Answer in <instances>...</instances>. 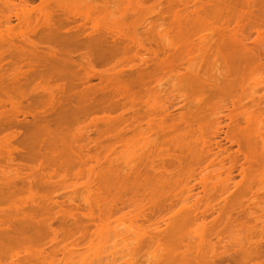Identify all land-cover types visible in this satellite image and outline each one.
Returning a JSON list of instances; mask_svg holds the SVG:
<instances>
[{"label": "bare ground", "instance_id": "obj_1", "mask_svg": "<svg viewBox=\"0 0 264 264\" xmlns=\"http://www.w3.org/2000/svg\"><path fill=\"white\" fill-rule=\"evenodd\" d=\"M35 1L36 0H18L17 2H15L14 0H0V105H2L3 102H4L3 104L9 105L11 107V110H12L11 115H13V114H15L16 111L19 110V108L21 106V104H20L21 99L25 98L26 95H28V94H26V92L28 90L29 91L32 90L30 88H33V90H34L33 92H36V94L39 92L42 93L43 95H40V94L39 95L42 96L44 99L47 96L46 99H49L47 102L51 105L52 104L56 105V108L54 107V109H56L58 111V113H57L58 116H56L58 118V119L56 118V120H58V121L56 123L53 122L56 124V126H55L56 129L51 130L48 128L49 127L48 125L52 122V119H55V118H51V117H50L51 121H50V118L48 120H45L47 122L50 121L47 125L48 126L47 128L49 131L50 130L53 132L56 131L54 133L50 132L53 135L54 134L59 135L60 132L63 133L62 135L60 134L59 136H62L63 139L62 138L61 139L64 141V143L62 142V144L60 145V148H58V147L56 148V146L58 144L57 140H54V138L56 136L53 138V140H54L53 142L51 141L52 139L50 140V142H52V143L47 144V145H49L48 149L54 150V148H55L56 152L53 153L52 151L49 150L51 152V155H50L51 157L48 154H46V155L49 157H46V155L44 157L42 155L44 158L41 159V161H44L43 163L46 164V167H42V168L43 169L47 168V169L42 170L40 172H37V170H34L35 169L34 167L31 168L32 167L31 165H33L34 163L36 164L39 161V159L36 157V153L34 152L35 150H33V149L31 150V152L28 156L22 157V160L27 163V164H24V166L21 165L25 168L26 173H24V172L22 173L23 170H20L21 167L19 168L17 166L18 169H16L17 167L16 168L13 167V166H16V164L13 165V163L15 162V159L13 158V156L11 154L8 155L10 157H7L10 160L6 159L9 163H11L13 161L12 164H9L8 168L6 167L4 169V167H3V166H6L8 164L2 166L3 163L7 162L6 160H5L6 162L2 161L3 162L2 164L0 163V264H86L87 262H86V256L85 255L87 252L93 253L94 260H95L94 264H116V263L117 264H133L134 258H136L135 263L140 264L137 262L138 257H136V256L139 253L137 252L138 254L137 255L135 254L136 249L139 248L140 245L141 246L143 245L141 243V239L144 237V235L150 234V233H148V231H150V232H152V231L146 230L147 233L145 231H143V229L137 225L138 221L135 224L130 220V218L132 216H130V218H129L130 222H132L130 225H129L130 222L127 223V221L125 222V219L121 220L122 218L120 219V218L115 217L114 219H118V220H114V219H113L114 221L111 220L112 210H110V209H112V208L109 206H112L115 203V201H114V198H116V197H114L115 194H117L120 190H122V189H120L118 192H116L114 190V184L115 183L119 184L118 182H115V180H116V178H114L115 172L113 173L112 169L107 170L109 167L108 166L106 171L108 173L109 172L110 173L109 174H103V172L106 173V171H104L105 165H104L103 169L102 168L99 169L100 165H102L100 159L98 160L97 157H96V159L93 157L90 158L89 155L84 156L85 153H84V155L82 153L79 156L78 155L79 152H78V154H76V153L72 154L70 152V148H71L70 144H73V143H70V141H72V140H70V137L73 134L75 135V133L71 134L73 132L72 128L76 125L84 123L85 120L91 116H93V117H91L92 118L91 121L93 122V118L95 117L96 113H98V112L99 113L100 112L105 113V117H104L105 119L103 118V120L106 123L109 124V122H107V121L112 122V120L114 122V119L107 120V118L109 119V117L111 115L109 113H112V112H114L120 108V106L118 105L120 100H117V98L119 96L127 95V99H130L132 97L131 94L133 95L131 90L132 89L134 90L136 88L135 86H139V88H141L140 85L142 87H145L147 85V80L149 78L152 80V76L156 78V82L159 81L160 78L163 79V77H160V78L158 77V80H157L156 76H157L158 72L160 73V71L163 72V70H164V72H165V70L167 71V69H168V71H169V69H170L169 72H171V70H172V72H171L172 74H175L177 72L180 75L181 74L180 72H182L180 70V68H182V65H184L187 62L186 61L187 57L185 58V56H188L190 61L187 62L185 64V66H183L184 68H182V69H184V72H182V73L185 74V80H184V75L183 76L181 75L183 77L182 80L185 81V82L184 81H182V82H184V84H186V82H188V80H190V82H191L192 79L196 78L195 79L196 81H198V80L200 81V79H201V82H202L204 79L205 82L211 83L210 81L213 79H211L212 75H211L210 70H206L204 72V70H205L204 67H207V65L205 64L206 66H203L204 65L203 62L206 61V58L208 59L209 55L208 56L205 55V57H203L205 54V52H202L203 48L201 49V53H200V51L198 54H197L198 51L196 53L194 52L196 54V56L198 55L197 56L198 59H201V60H198V59L196 60L195 59L196 56L193 58H190L189 55H191L192 53L190 54L189 52H187V55H185L186 54L185 49L188 48V46H189L188 42H190L189 40L191 38L188 36L189 37V39H188V37L184 38V36H182V33L186 34V32H187L185 30V28H183V27L186 26L187 23L189 25V22L193 21L192 18L195 19V15L198 18L199 12H196V10H195V12L197 13V14H195L193 12L194 11L193 10L192 12L195 14V15H193L194 17H192V16L190 17V15L188 16L185 13L187 15V19H188V17H189V19L191 18V20L188 19L189 21L186 22L185 21L186 17L184 16L185 14L183 15L184 12H182V10H180V9H177L178 7H175L176 8L175 9L173 7L174 5L170 4V5H168L169 8L167 7L168 9L166 8V10L163 12V14L159 13L160 18L158 17L159 18L158 21L159 20L160 21L159 22L157 21L158 23H155V24H157L156 26L154 24L150 23L151 20L150 21L148 20V22L150 24H152L151 26L149 25L150 26L149 31L154 32L158 36L157 37L155 35L156 38H158V39L160 38L159 40H161L163 42L162 43L163 46L160 44L162 46L160 48H162L164 50V48L167 47L166 48L167 53L163 52L161 49V51L163 52V54H161V52L159 51L160 48H159V50L157 49L159 51L158 52L157 50H155V51L152 50L154 47L152 49L149 48L150 50H148L147 47L150 44L149 45L146 44L147 45L146 48L144 46L145 41L147 42L149 38H152L151 35H153L152 33L148 34L149 32H148L147 27L144 29L141 28L143 25L144 26L146 25V24L142 23L143 17L146 16V14L149 15L151 12V11L149 12L148 9H146L147 11H145V12L143 11V9L145 7L144 4H145L146 0L143 4L142 8H141V6H142L141 3H143V2H141L140 0H38L39 2L38 1L37 2L39 4L37 5L35 3V6H33L34 5L33 3ZM148 1H151V0H148ZM178 1H180V0H178ZM224 2H226V4H225L226 17L221 15V14H218L220 8H218L219 9V10H217L218 12L217 11H215V13L208 12L209 14L205 13V12H207V9H206V11L204 12L205 15L201 16V14H200V17H202V20H200L201 18L199 17L200 18L199 20L195 19V20H197L196 23L194 21L192 23H193V25H196L199 21H201L200 22L201 24L200 23L198 24L199 26H197V25L194 26L196 28V30L194 29L196 31V36L201 37L200 35H197V31L199 33V31L202 30L203 27H205V26L207 27V24L212 22V20H215V21L217 20L219 22L222 19V18L221 19L219 18L220 16L221 17L223 16L224 19L226 18V31H225V34H223V35H226V42L224 41V39H222L226 43L225 44L226 46H224V48L226 47V50L223 51V53H222L221 51L219 52V50H221V48L218 49L216 47V51L218 50L217 52H219V55L221 53L222 56L221 55L220 56L222 58L220 57V59H222V61L224 60V62H226V64H225V66H226V71H225L226 76L225 77L226 78H224L226 80V97L228 98L229 104L231 105V108H227L229 110V114L226 115V119H228L230 124H231V125L229 123L227 124L229 126H228V132L226 133V141L230 144V146L236 145L238 147V150L236 151L235 154L229 155L231 153H228L229 160H231L230 161L231 166L228 167L227 168L228 171H226L227 172V180H226L227 188L226 189L228 190V186L230 185V184L228 185V183H230V180L231 181L234 180L231 178L232 177V171L234 170L235 166L239 162L238 160L240 158L239 157L240 155L243 156V160H244L243 164H241L242 166H240L241 170L239 171L241 181L237 182L236 184L231 182V184H235V187L237 188V192L234 191L235 188L233 186V189H232L233 191H231V192H233V194H231V193H229L231 188H229L228 193L230 195H228V196H231V197L227 198L226 207L223 209V213L226 211L225 212L226 214H223L225 216V219H226L225 221H221V220H224L223 215H221L222 219L220 218V221H219L218 216H220V215H219V213H217L218 214L217 217L213 216V217H215L214 219H212L214 221L210 220L208 222L207 221V216H208L207 211L204 210V211H201L202 213L199 212V208H201L200 206L197 209L198 211L193 208L196 205H199L196 201L195 202L197 204L194 203L195 206L191 207L194 209L193 214L195 213V211L200 213L201 215H203L204 219L206 218V221L201 219L202 217L199 219V217L201 216L200 214H199L200 216L198 214L197 215L195 214L196 215L195 219L193 217L191 218V217H189L190 214L188 215V213L186 212L188 210V208H190V207H188L190 205H188V206L186 205L187 207L182 205L183 207L181 209L182 210L185 209V212H186L184 214V216L182 215V213H183L182 212L181 213L182 216L178 217V219H175L178 216L177 214H180V213H177L176 214L177 216H175V214H174L175 218L174 219L171 218V219L175 220L174 221L175 223L173 222V226L170 227L171 229H168L169 227L166 228V232L163 234L164 238L161 242V245H158V247H156V248L154 247L155 249L154 248L152 249V247H150L153 250V252L150 251L152 253L149 252V256L152 259H149L148 258L149 256L147 257V259L153 260L152 264L154 263V261L156 264V260L158 262V259H162V258H163L162 264H259V263L264 264L263 259H262L263 260L262 262L260 261L261 257H263L262 251L264 249L263 248L264 247L263 246L264 245V205H263L264 202H263V204L260 202H259V204H256V205L254 204V206H252L254 208L252 209L251 206L250 207L249 206L247 207V205L244 206V204L240 203V201H239L240 198H245L248 194H252V195H255L256 197H258L259 191L264 189V187H262V186L259 187L258 190H253L251 188V185L253 182H256V183L260 182L264 186V152L261 150V153L263 152L261 154L262 156H259L257 154L258 150H259L258 146H260L259 148H262L264 150V130H263V128H264V93H262V95L257 97V95H258L257 90L259 88H262V89L264 88V28H263V26H264V0H225ZM150 3L152 4L154 2L152 1ZM140 4H141V6H140ZM154 4H152V5H154ZM160 4H161V2H160ZM204 4H205V2H204ZM136 5L138 8L135 7ZM165 5H163V6H165ZM151 6L148 5V7H151ZM148 7L146 6V8H148ZM158 7H156V8H158ZM161 7H162V5H161ZM185 8H186V6H185ZM193 8L196 9V6H194ZM53 9L55 10V12L61 10L60 13H62V15L60 14L61 16H59L58 19L53 18V12H54ZM57 9H59V10H57ZM153 9L156 10L155 8H153ZM163 9H165V8L163 7ZM197 9H199V8H197ZM200 9H202V8H200ZM154 10L152 11V13L154 12ZM186 10H187V8H186ZM141 11H143V13H145L144 16H142L143 14H141ZM161 11L162 10H160L159 12H161ZM197 11H201V10H197ZM147 12H149V13H147ZM200 13L203 14V12H200ZM69 14L79 15L80 19L85 21V22H82V27L79 28L81 23L79 22V24H78L75 22V20H73L75 25L78 24L79 27H77V25H76V27L78 29H80V31H77L78 29H76V27H73L74 23L71 22L72 23L71 26L73 28L71 30H74V29L76 30V31H71L72 36H71V34H70V36L72 38H70V36L67 35L66 33L61 34L59 32V34L57 35L58 30H60L59 27L62 28L65 26V24H67V26H68V24H71L70 22L67 23V18L65 16V15H67V17H69V19H70ZM181 14L184 16L182 19H184V21L186 22V23L184 22L185 24L181 20V16H182ZM156 17H157V15H156ZM203 17H205L206 19L209 18L208 20H211L210 18H212V20L210 22H207L208 20L206 21L205 18L203 19ZM215 18H217V19H215ZM55 19L58 20L57 23L55 22L56 21ZM224 19H223V22L221 21L222 23H224ZM13 20L17 21L16 25L12 24ZM156 20H157V18H156ZM203 20L206 23L202 27L201 25L203 24V22H202ZM144 22L146 23L147 21H144ZM160 22L163 25H160ZM192 23H190L191 26H193ZM212 23H214V22H212ZM139 24H140V26H138ZM165 24L168 25L169 29H166L167 27L166 28L164 27ZM171 24H173L174 26H172ZM86 25L88 27H91V28H89V29H91L90 33L94 32V34L96 33L95 35H98V36L95 37V35H94V38H93V36L92 37L89 36L90 38L87 37V38H89V41L87 38L85 39L88 42L83 41V42H81L82 44L80 43L81 45L76 44L79 42L78 39L81 36V34L83 33L82 32L83 26L85 28ZM222 25H220V28ZM200 26L202 28H200ZM209 26L211 27V25L208 24V27ZM231 26H233V27H231ZM54 27L57 28V32L54 31L55 30ZM68 27H70V25ZM68 27L65 26L63 28L64 30L62 29L61 32H63V31L65 32V28H68ZM162 27H164V29ZM172 27H175L174 29L176 31L171 30ZM206 27H205V30L207 29ZM212 27H213V25H212ZM39 28H42V30L44 31V32H42L43 34L42 33H40L41 35L39 34L40 36L37 35ZM191 28H192L191 29L192 31H190V33L191 32L193 33V27H191ZM198 28H200V29H198ZM213 28L215 29V24H214ZM217 28L215 30H217ZM87 29L88 28H86V30ZM89 29L87 30V32H89ZM137 29H138V31H137ZM145 29H147V31ZM222 29H223V27H222ZM140 30L146 31V33H145L146 35L143 34L144 33L143 31H142L143 33H140L141 32ZM169 30H171L170 33H172V34L169 33ZM220 30H218V31H220ZM103 31H104V33H100ZM207 31L211 32L209 30V28ZM74 32H75V34H74ZM77 32H78V34L79 33L80 34L78 35ZM98 32L100 34H98ZM200 32H202V31H200ZM209 32H208V34H209ZM138 33H140L139 36L140 35L142 36V34L144 37L146 36L145 37L146 40L144 37H143L144 39L141 36L138 37V35H137ZM175 33L178 36H176V38L174 36L173 37L174 39H172L171 36L173 34L176 35ZM179 33H181V34L179 35ZM187 33L188 34H186V35H189V32H187ZM203 33L205 34V31H203ZM218 33L219 34L217 36H220L222 32L221 33L218 32ZM253 33L257 34L256 35L257 37L255 36L254 40L251 39V36ZM54 34L56 36H58L57 39H55L57 41L54 40V38H56ZM60 34L62 35V37L64 36L65 39H66V37L67 38L69 37V40H70V46L69 47L70 48H71V44L73 42L74 43L76 42L75 45H74V43L72 44L73 49H75L78 45L79 46L77 48H79L85 43L83 46H85V49L88 52L87 53L88 57L86 56L87 58H85V55H83V57H82V54L81 55L79 54L82 57V60H84L83 64L86 65L85 67L83 66V69L86 68L84 71V72H86V75H84V76H86V81H85V79L83 80L82 78H80L83 80L81 82V80L78 78L82 84H83V82H86L84 84L87 86V84L89 83V80L92 79L93 74L95 76H97L96 66H104V68H106L105 67L106 65L107 66H108V64L110 65L111 62L116 59L118 62H116L114 65L112 64V66H113L112 70L110 69V72L112 73V71H113L112 74H114V75H111L109 72V67L111 66L110 65L107 68L109 75L106 76L105 78H104V76L101 75V78L102 77L104 78L105 84L103 83V78L101 80L100 77H96V78H99L101 80V86L102 87H100L99 89L97 87L96 88H90V87L87 88L86 87L84 90L82 89L83 91L81 93L76 94L77 93V90H76L77 87H79V85H82V84L77 83L79 81V80H77L76 84L74 82L69 83V86L67 87V90H66V91H68V94L66 92V94H65L66 96L62 95L63 94L62 87L60 89L61 91L59 90L60 92H58L57 94H54L55 91H52V90L55 87L50 88V87H52V86H50L51 80L53 78L58 79V80L55 79L54 80L55 82L59 81V80H63V79L65 80L64 77L67 76L66 74L64 75V71L66 73L65 69L69 68V69H67L69 71L68 73H73L75 75L74 72L76 70H78L80 65H81V64L79 65V63H80L79 58H81L80 56H79L78 60H76V58H75L74 59L75 61H73V62L70 61V60H73L72 59L73 57H71V55L74 56V54H76L73 52L75 50L72 51V49H71V51L74 54H70L71 51H67L69 44H67V47H66V43H69V42H68V40H65L64 38H61ZM92 34L93 33H91V35ZM83 35H85V34L83 33ZM148 35H149V38H147ZM168 35H170V36H168ZM205 35L208 36L207 34H205ZM205 35H202L201 41H199V40L198 41L202 43V40L204 39L203 36H205ZM211 35H214L213 29H212ZM37 36H38V38H37ZM76 36L78 37V39ZM83 37L85 38L86 35ZM177 37H179V40L185 39L183 41L185 42L186 47H185V44L183 43L182 40H180V42H181L180 44L183 43L182 47L180 44H179V47H177V44L179 43V40H178V43L175 42V39H178ZM191 37L195 39V37H193V35H191ZM73 38H75V39H73ZM153 38H155V37L153 36ZM208 38H209V36H208ZM208 38H207V40H208ZM71 39H72V42H71ZM81 39H79V40H81ZM140 39H143L145 41H142ZM186 39H188V40H186ZM207 40L204 39V41H203V44L208 46V47L207 46L204 47V49L209 48V46H211V44L210 45H208V44L213 42L210 40L211 42L208 41L209 43L208 42L205 43V41H207ZM213 40H215V38ZM219 40H217V41H219ZM54 42H56V43H54ZM57 43H59V44H57ZM159 43H161V42L159 41ZM192 43H194V42H192ZM215 43L213 45H215ZM217 43H216V45H217ZM112 44H114V45H112ZM196 44H199V43L196 41L194 46H196ZM56 45H58V46H56ZM83 46L81 47L82 49L84 48ZM201 46H203V45H201ZM57 47H59V49L61 48V50L56 49ZM199 47H200V45H199ZM81 48H80V50H81ZM179 48H181V51ZM190 48L191 47H189V49ZM194 48L196 49L197 46ZM80 50H78V51H80ZM139 50H144L145 52L148 53V55L149 54L151 55V53H152L153 55H151V56L152 57L154 56L153 58H156V59L160 58L162 60H163V58L165 59V56H167L168 53L171 52V54L168 55L169 58L166 57V62H165V60H163L165 63L163 61H162V63L158 61L157 63H159V64H157V63L153 62V61H155V59L154 60L152 59L153 60L152 61L150 57L146 56L147 53L142 51L145 55L142 53L139 54L140 53V52H138ZM192 50H189V51H192ZM212 50H213V48H212ZM81 51L84 52L83 50H81ZM207 51L208 52L206 54H210V57H211L212 51L211 50L210 51L207 50ZM224 52H226V54H224ZM183 53H184V58L182 56ZM67 54H68L69 58L71 57L70 59L68 58ZM180 54H181V56H180ZM199 54H201L202 56H200ZM129 55L131 56V58ZM142 55H144L145 57H143ZM161 55H162V57H160ZM216 57H217V59H219L218 55H216ZM133 58H136L137 60L139 59V64L141 65V68L143 67L142 65H144L145 67H147V65H148L149 68L143 67L144 69L148 70V73H145L147 71L142 70V69H141L142 70L141 71L139 68L140 66H138V67L136 66L138 63L135 66H132V64H130V67L132 66L131 69H133V70H132V72H131V70L128 71L129 73L131 72V74L127 73L126 72L127 69H130V67L128 68L127 64L130 61L129 59H133ZM143 58H145V59H143ZM181 58H182V60H180ZM178 59L181 63L182 62H185V63H182L181 66H177L179 68V70L177 71V68L175 69V66L178 64L179 65L181 64L180 62L178 63ZM220 59L218 60V62L220 61ZM149 60L151 61L152 64H154V66L151 65L154 68H151V66L149 65V62H150ZM203 60H205V61H203ZM208 60H210V59H208ZM5 61H7V64L5 63ZM68 61H70V64H68L69 63ZM167 61H170V62L168 63ZM197 61H198V64L201 63V61H202L203 64L201 63L202 65H200V66L198 65V66L200 68L202 67L201 70L203 69L204 74H206V72H209L210 73L209 75H211V76L207 75L208 73L206 75H204V74H202L203 72H199L198 71V70H200V69H198L199 67L197 68L198 72L196 70H194L197 67L196 66ZM211 61H212V59H211ZM71 62L75 63V66L77 65V67H73V64L71 66ZM4 63L6 66H4ZM76 63H78V64H76ZM155 64L159 65V66H156L157 67L156 68ZM160 64H162V65H160ZM209 64H210V62L208 63V67H209ZM163 65H165L166 67H164ZM169 65H171V67ZM194 65H195V67H194ZM220 65H221V63H220ZM220 65H218V66H220ZM160 66H161V68H160ZM168 66H169V68H168ZM133 67L134 68L137 67L136 69H138V68L139 69L134 70ZM216 67H217V65H216ZM73 68H74V70L76 68H78V69H76L74 71ZM158 68H160V69H158ZM162 68H165V69H162ZM171 68H174L176 72ZM222 68H224V67H222ZM206 69H208V68H206ZM55 70L60 72V73H56V75L57 74L61 75V76H59V75L57 76L59 78H57L55 76V73H54ZM79 70L80 71L82 70V65H81ZM86 70L89 72H87ZM211 70H213V68ZM168 71L166 73H167L168 77H170L171 74H169ZM216 71H218V70L216 69ZM78 72L79 71H77V74H78ZM108 72H107V74H108ZM154 72H155V75H154ZM162 72H161V74H163V76H165L166 73L164 74V72L163 73ZM51 73H54V76H52ZM177 73H176V75H177ZM73 74H71L70 80L72 79ZM187 74H189L192 77L190 78V76ZM98 75L100 76V74H98ZM148 75H150V77ZM167 75H166V77H167ZM198 75L201 77L203 76V77L198 78ZM50 76L53 78H51ZM84 76H83V78H84ZM95 76H94V78H95ZM146 76H148V79L146 78ZM204 76H206V77L204 78ZM208 76L211 79L210 81H209ZM215 76H213V77H215ZM221 76H222V73H221ZM178 77H177V80H178ZM206 78H207V80H205ZM150 79L148 80L149 82H150ZM171 79L173 81H175L173 79V77ZM179 79H181V78H179ZM224 79H222V80L225 81ZM214 80L218 81L215 78H214ZM222 80H220V81H222ZM66 81H67V79H66ZM68 81H69V78H68ZM161 81L157 82V84H160ZM178 81H177V83H178ZM192 81H194V80H192ZM179 82L181 83V81H179ZM190 82H189V84H190ZM201 82H198V83L194 82L195 85H193V82H191V83L193 86H196V84H199ZM177 83H175V84H177ZM204 83L202 85H199V88L202 90L208 89V88H206L207 83L205 84L206 87L201 88V86H203ZM89 84H88V86H89ZM213 84H215V82ZM76 85H78V86H76ZM192 85H191V87H193ZM177 86H179V85L177 84ZM187 86H186V88H187ZM211 86H213V85H211ZM173 87H176V86L174 85ZM184 87L185 86H183V88ZM191 87L189 88V91H190ZM101 91H102V93L103 92L104 93L103 94L101 93L99 97H97L98 95L95 96L96 94H98ZM263 91H264V89H263ZM64 92H65V88H64ZM205 92H203V94ZM191 93H193V92H191ZM219 93H221V92H219ZM128 94H130V98H129ZM193 94H197V93H193ZM1 95L4 96L3 98H5V99H2ZM39 95H37V96H39ZM58 96H60V98L62 97L61 101H59L60 98L57 99ZM125 97H124V99H125ZM255 97H257L256 100H255ZM55 98L57 99V102L55 101ZM214 100L215 99H213V101ZM51 101H53L54 103ZM201 101L199 103H201ZM246 101L247 102L249 101L248 104L251 105V106H249L250 110L246 109V106H245ZM39 102H40V100H39ZM115 102L118 106L115 104ZM40 103H42V99H41ZM154 103H156V102H154ZM105 104L107 107H105ZM2 106H4V105H2ZM152 109H154V107H152ZM155 111H156V109L153 112H155ZM196 112H198V111H196ZM55 115H56V112H55ZM55 115H52V116H55ZM9 117L11 118V116H9ZM12 117H14V115ZM43 117H41V118H43ZM111 117H110V119H111ZM2 118L0 119V121H3V123H4V119L2 120ZM91 118H89V119H91ZM96 118L94 120H96ZM43 119H45V118H43ZM183 119H185V122L188 123L187 118H183ZM191 119H189V120H191ZM240 119L243 120L244 127L240 125ZM37 120H38V118H37ZM40 120H42V119H40ZM40 120H38V121H40ZM97 120H100V122H102L101 118H99ZM104 121L102 122L103 125H105ZM95 122L92 123L93 126L95 125ZM10 123L7 125H10ZM43 123H44V121H43ZM88 123H90V122H88ZM148 124H147L148 128L145 130V132L140 131L139 133H137L134 136V146H131V147L128 146L129 148L126 146L127 150H126V152L124 150V152H125L123 154L124 157L121 156L122 153L119 152L122 159L126 160L125 163L127 164V167L130 168V166H131V168L129 170H133L132 168L135 169V166H137L138 163H142L145 160V158L148 157L149 153H151V149H149V145L154 142V140H155L154 137L156 135H154V137H153L154 140L150 137V132L153 133L152 132L153 127H152V124H150V123H148ZM112 125H113V123H112ZM161 125H162V128L165 129L164 128L165 124L164 125L161 124ZM1 126H3V125H1ZM155 126H157V125H155ZM113 127H111V128H113ZM178 127L181 129L180 132L182 131V133L184 135L186 130L183 131L182 127H180V126H178ZM178 127L173 129V130H177V129L179 130ZM111 128H110V130H111ZM79 129H81V127ZM83 129H81V130H83ZM158 129H160V126L157 127L156 130H158ZM67 131L69 133V136H68V133H66ZM78 131L79 130H77V132L75 131L76 133H78L77 136L80 135L79 134L80 131L79 132ZM160 131H161V129H160ZM163 131H161L162 134H164ZM86 132H87V130H86ZM158 132H159V130H158ZM158 132H157V134H158ZM180 132H178V133H180ZM64 133H66L67 135ZM82 133H83V131H82ZM154 133H156V132H154ZM187 133L190 135L189 132H187ZM70 134H71V136H70ZM65 135L67 137H69L68 142L70 144L66 141L68 139L65 137ZM77 136L75 135L74 138L78 139L77 143L79 144L80 143L79 138H81V137L78 138ZM156 137H158V136H156ZM168 138H170V137L168 136ZM183 138H184V136H183ZM195 138H196V136H195ZM61 139H59L58 142H60ZM64 139H66V140H64ZM190 139H191V137H190ZM190 139H187V140H190ZM82 140L83 139H81V141ZM193 140L194 139H192V142H193ZM9 141H11V140H9ZM55 141H56V144H54ZM4 142L6 143V141H4ZM168 142H169V140H168ZM188 142H187V144H188ZM5 143H3V145H6ZM66 143H68V145ZM171 143H173V141L170 142V144ZM166 144H168L167 141H166ZM166 144H165V147L167 146ZM187 144H186V146H187ZM54 145H55V147H53ZM189 145H192V144H189ZM198 146H199V144L198 145L195 144L196 149ZM2 147L3 146L1 145V148ZM150 147H151V145H150ZM161 147H164V146L162 145ZM195 147H194V150H196ZM137 148L139 149V151ZM10 149H11V147H10ZM71 149H73V148H71ZM74 149H75V147H74ZM78 149H81V148L80 147L77 148L74 152H77ZM152 150H154V149H152ZM188 150H189V148H188ZM188 150L186 151L187 154H188ZM190 150H189V152H190ZM194 150L193 149L191 150L193 152H192V154L190 153V155L194 156ZM140 151L141 152L143 151V152L140 153V155H139L138 152H140ZM227 151H228V149H227ZM5 152H7V151H5ZM195 152L198 153L199 150H198V152L197 151H195ZM5 154L6 153H4L3 155H5ZM8 154H9V152H8ZM87 154H89V153H87ZM146 154H148V155H146ZM11 156H12V159H11ZM42 156H40V157H42ZM116 156H119V154ZM153 156H155V155H153ZM182 156H185V155H184V153L182 154V152H181L180 157H182ZM195 156H196V154H195ZM198 156H196V158ZM186 157H183L184 161H182L183 158L179 160V162L181 163V166H180L181 169H182V167L183 168L185 167L184 163L191 160V159L187 160ZM4 159L5 158H3V160ZM150 159H152V158L150 157ZM153 159H154V157H153ZM185 159H186V161H185ZM108 160L109 159H107V161ZM115 160L117 161L118 158ZM194 160H195V158H194ZM112 161H114V160H112ZM193 161L191 160L190 162H192V164H194V166H195V164H197V162L194 163ZM111 162H110V164H111ZM190 162H188V164ZM40 164H41V162H40ZM45 164H44V166H45ZM90 164L91 165L93 164V165L91 166ZM124 164H123V166H124ZM157 165H158V163L156 164V166ZM96 166L97 167L99 166L96 170L97 172L94 169ZM110 166H112V168L117 167L116 165L113 166L112 164ZM190 166H192V165H190ZM23 167H22V169H23ZM144 167H147V166H144ZM150 167H152V169L148 168V171H149V169L153 170V168L155 170H153V174L149 172L150 173L149 177H147L145 174L148 171L143 173L142 170H138V171H136L135 174H133V175H135V179H136V182L133 181L135 183V186H133V187H135V189L132 190V188H131V190L134 193V194L132 193L133 195L138 194L137 191L139 190V187H140L139 185L148 186V188L146 187V190H148L151 186L149 184L151 182H155V184L153 183L154 185L151 183L153 185L152 186L153 189L150 188V189H152L151 190L152 192L149 189L151 196L149 195L150 193H148V195H149L148 197H151V199H153L152 196H154V195H156V197L161 196V194H159V192H158L159 191L158 187L162 185L161 186L162 189L161 188L160 189L163 190V187H164L163 184L164 183L166 184V182H165L166 181L165 180L166 179V173H165V175H163V173H162L163 168L160 165L158 166V168L156 167L157 169L155 167H153V164H151ZM188 167H187V170L185 168V171L190 170ZM13 168H14V170H13ZM38 168L40 169L39 166H38ZM109 168H111V167H109ZM93 169H94L95 173H93ZM117 169H119V168H117ZM123 169H124L123 175L127 174V173H125V168H123ZM126 170H127V168H126ZM144 170H145V168H144ZM146 170H147V168H146ZM19 171H21V173ZM98 171H100L102 173L101 176H100L101 173H99ZM114 171H117V170L114 169ZM121 171L120 172L118 171L120 173V175L122 173ZM163 171H165V170L163 169ZM133 172H135V171H133ZM167 173H168V171H167ZM170 173H169V175H170ZM177 173L178 172H175L174 175L175 174L177 175ZM199 174L201 175L202 173H199ZM116 175L118 176L117 173H116ZM206 175H208V174H206ZM96 176L97 177L99 176L101 178L103 186H101L102 184L97 186V184L100 183V180H99L100 178L98 177L99 178L98 180L94 179V177L97 178ZM181 176H182V174H181ZM201 176H204V175L202 174ZM127 177H130V174L128 176L126 175V178ZM145 177H147V179L152 177L149 180L151 182H149L148 185H147L148 180L145 179ZM167 177H168V175H167ZM176 177H174V178H176ZM207 177L209 178V176H207ZM215 177L218 178V175ZM121 178H122V176H121ZM123 178L121 180H123L122 182H124L123 183L124 185H126L125 183H128V185H129V183H131V181L126 182L127 180L124 176H123ZM169 178H171V177L169 176ZM177 178H179V177H177ZM205 178H206V176H204L202 178H198L201 181V182L199 181L200 182L199 184L201 185V187H204V188H206L204 185L206 184V182H208V180H207L208 178L206 180H205ZM84 179H85V182H83ZM130 179L135 180L132 177H130L128 180H130ZM87 180H88V182H86ZM95 180L99 181V182H96ZM167 180H169V179H167ZM172 180H174V179L171 178V181ZM176 180H175V182H176ZM183 180H185V179H183ZM141 181H144L145 185L142 184L144 182H142L140 184ZM113 182H115V183L113 184ZM210 182H212V180ZM94 183H96V186L94 185L92 187V185ZM134 183L130 184L128 187H131V185H134ZM177 183H179V181ZM172 184H171V188H174V187H172ZM195 184H196V182H195ZM215 184H217V181ZM20 185L26 187V189L24 190V187L21 189L19 187ZM218 185H220V187H222L221 185H224V184L221 183ZM212 186H214V185H212ZM217 187H218L217 190H220V192H221V189H219V186H217ZM230 187H232V186H230ZM126 188L124 187L123 191ZM142 188H144V187H142ZM169 188H170V186H169ZM115 189H117L116 186H115ZM157 189H158V191H157ZM201 190H203V189H201ZM217 190L215 189V191H217ZM114 191H115V193H114ZM154 191L155 192L157 191L158 193L154 194L155 193ZM204 191H203V194H204ZM209 191H210L209 193L211 195V192L213 190L209 189ZM135 192L137 194H135ZM191 192H192V189L190 188L189 194H191ZM207 192L208 191H206L205 193H207ZM217 192L219 193V191H217ZM23 193H27L26 196L24 195L26 197V198L24 197V199L26 201L23 199V197H21V195ZM144 193H141V195ZM146 193H147V191H146ZM105 194H106V196H104ZM113 194H114V196H113ZM126 194H127V192H126ZM157 194H159V195H157ZM102 195H103V200H100V199H102L101 198ZM127 195H129V194H127ZM199 195H200V193H199ZM204 195H206V194H204ZM212 195H214V191H213ZM219 195H220V193H219ZM58 196H59V198H63V201L65 199L66 202L59 203V201H57V200L55 201L54 198H56ZM196 196H197V194H196ZM209 196H207V197H209ZM19 197H21L23 199V201L20 200ZM104 197H106V198H104ZM123 197H124V199H126L125 196H123ZM129 197H128V200L130 201ZM139 197H140V195H139ZM148 197H147V199H148ZM164 197H165V195H164ZM119 198H121V197H119ZM161 198H160V200H161ZM199 198L200 197H198V199ZM211 198H212V196H211ZM219 198H220V196H219ZM104 199H108L109 206H103L108 211L104 210L103 208L102 209L104 211H102V209L100 208L101 205L104 204V203H102L100 205L101 202H104ZM117 199H118V197H117ZM154 199H155V196H154ZM18 200H20V201H18ZM77 200H78V202H80L79 204L77 203ZM111 200H113V203L109 202ZM131 200H132V198H131ZM96 201H99L97 203L100 206L98 204H96ZM118 201H120V200H118ZM122 201H124L123 198H122L121 202ZM136 201H138V200L136 199ZM21 202H23V203H21ZM126 202H127V199H126ZM132 202H133V200H132ZM146 202H145V204H146ZM154 202L156 203V200ZM160 202H158V203H160ZM186 202H188V201H186ZM94 203L96 204V207H95ZM106 203H107V201H106ZM128 203L133 205V203H135V202L131 203V201H130ZM128 203H127V205H128ZM208 203L211 204V201ZM91 204L94 205L92 208H91V206H92ZM130 204H129V206H131ZM137 204H138V202H137ZM183 204H186V203L183 202ZM210 204L208 206H211ZM97 205L99 206V208L97 207ZM141 205H142V203H141ZM150 205L152 206V204H150ZM157 205H159V204H157ZM157 205H156V207H157ZM84 206H86L85 208L89 207V209L86 210L87 214H83V212H82L81 217H83L84 219L87 218L86 221L90 220L92 222V223L91 222H88V223L85 222L86 225H84L85 223L84 224L82 223V221L80 219L81 217L80 218L78 217V213H80L82 211V208H83V211H85ZM129 206H127V207H129ZM135 206L136 205H134L133 207H135ZM144 206L145 205H143V207ZM159 207H160V205H159ZM163 207H164V205H163ZM220 207H217V208L219 209ZM213 208H215V205ZM213 208H211V210ZM95 209L98 211H96ZM115 209H117V208L115 207L113 209L114 213L116 211ZM145 209H146V206H145ZM152 209H155V208H152ZM118 210H119V208L117 209V212H118ZM132 210H135V209L133 208ZM139 210H138V212H139ZM190 210H192V209H190ZM129 211H128V213H131ZM221 211H219V212H221ZM120 212H122L121 209H120ZM138 212H136V213H138ZM209 212H210V210L208 211V213ZM217 212H218V210H217ZM114 213H112V218H113ZM128 213H127V215H128ZM132 213L134 214L133 211H132ZM140 213L142 214L143 212H140ZM203 213H205V214H203ZM145 214H143L142 216H145ZM206 214H207V216H206ZM221 214H222V212H221ZM115 215L116 214H114V216ZM120 215H124V213L123 214L119 213L116 216L119 217ZM127 215L125 214L123 216V218H125ZM136 216L139 218L138 214L134 215L135 218H136ZM197 216H199V217H197ZM204 216H206V217H204ZM120 217H122V216H120ZM209 218H210V216H209ZM216 218H218L217 219L218 221L215 220ZM104 219H106V221H109V222H104L105 221ZM140 219H142V218H140ZM173 220H171V221H173ZM110 221H112V223ZM140 221H142V220H140ZM167 222L168 221H166V223ZM89 223H91V224H89ZM87 224L90 226L94 225L93 226L94 230L92 229L93 233H92V231H90L91 229H89L91 227L88 226L89 227L88 228ZM133 224H134V226L137 225V228H138L137 230H133L136 228V227L132 228ZM171 224H172V222H171ZM84 226L87 228H84ZM192 226H195L194 229H192L193 228ZM222 226H223V228H222ZM225 227H226V229L222 230ZM140 228L142 230H139ZM87 230H89L92 234L88 233L89 231H87ZM134 231H136V232H134ZM87 233H88V237H89V234L91 236V239H90L92 242L91 245L83 243L87 240V238H86ZM125 234L126 235L127 234L128 235H130V234L134 235L133 238H131V241H133L132 243H131V241L129 242L130 239L123 238V236H125ZM153 235L152 236L149 235V237L151 236V239H152ZM225 235H226V237H225ZM146 237H148V235ZM212 237H215V239L217 240L216 243L214 242L215 240L213 242H211L213 240ZM118 238H120L119 243H118V241H116ZM151 239H150V241H151ZM156 239H158V238H156ZM164 239L166 240L165 242H163ZM87 241H86V243H87ZM110 242H113V244L115 245L114 251H111V257H106V258L100 257L101 254L97 251L99 244H100V246L101 245H107ZM154 243L157 246L158 243L157 242H154ZM163 243H165V244H163ZM80 244H82L81 247L83 246V248L80 247V248L75 250V247L76 248L79 247ZM149 246L150 245L148 244V247ZM86 247H87V249H86ZM118 247H119V249H117ZM142 247L145 248V246H142ZM181 247H183V250ZM220 247L222 250V254L224 255L223 258H225V259H223L222 261L220 260V263H216L220 259V258L216 259V256H218L217 251H218V248H220ZM84 248L86 249V251L84 253H82L81 250H83ZM178 248L183 253H179L180 251L177 250ZM261 248H262V250H261ZM79 249H81V250H79ZM139 250L141 253L142 249H139ZM144 251H145V249H144ZM144 251L142 252L143 256H145ZM176 251H178V253ZM146 254L148 255L147 252H146ZM60 255L62 257H59ZM219 256H221V255H219ZM214 258L217 260L216 262H215ZM221 259H222V257H221ZM80 260H82V261H80ZM211 260L214 262H212ZM78 261L81 263H79ZM145 261H147V260L145 259ZM160 262H161V260H160ZM92 263H93V261H92ZM141 264H144V263H141ZM145 264H146V262H145Z\"/></svg>", "mask_w": 264, "mask_h": 264}, {"label": "rangeland", "instance_id": "obj_2", "mask_svg": "<svg viewBox=\"0 0 264 264\" xmlns=\"http://www.w3.org/2000/svg\"><path fill=\"white\" fill-rule=\"evenodd\" d=\"M15 2H17L18 0H14ZM38 0H36L33 4V6H35V3L38 5L39 3V1L37 2ZM141 2H143V3H141L142 4V6H141V4H140V6H141V8L143 7V4H144V2H145V0L143 1V0H140ZM154 2V3H152V4H154V5H152L150 2ZM156 0H151V1H148V0H146V2H145V4L147 3L149 6H151V7H148V5L146 4H144V9H143V11L145 12V11H147L146 9H148L149 10V12H150V16L149 15H147L146 14V16H144V14L145 13H143V11H141V14H143L142 16H144L143 17V24H146L144 27L142 26L141 28H148V34H150V33H152L153 35H151V37L152 38H149V35H148V37L147 38H149L148 39V41L146 42L145 40H146V36L144 37L143 36V34H145L146 33V31H147V29H145L146 31H144V30H140L139 32L140 33H143L142 34V38L144 37L145 38V40H143V39H140V40H142V41H145V43H144V46H145V48L147 47V45H149L148 47H147V49L148 50H150V49H152L153 47V51H155V50H159V48L160 47H162L163 46V42L161 41V40H159L158 38H156V34L154 33V32H150L149 31V27L152 25V24H154L155 26L157 25V24H155V23H158L159 21H158V19L160 18V15H159V13H162L163 14V12L166 10V8L168 7L169 8V6L168 5H170V4H172V5H174L173 7L175 8V7H178L177 9H180V10H182V12H184L183 13V15L186 13L188 16L190 15V17L192 16V17H194L193 15H195V14H197L196 12H199V17H200V14H201V16L202 15H205V13H207V14H209L208 12H210V13H215V11H217V10H219L218 8H220V10H219V13L218 14H221V15H223V16H225L226 17V7H225V4H226V2H224L225 0H180V1H178V0H157L156 2H155ZM167 3H166V2ZM160 2H161V4H160ZM171 2V3H170ZM201 2V3H200ZM203 2V3H202ZM204 2H205V4H204ZM220 2V3H219ZM222 2V3H221ZM159 3V4H158ZM163 3V4H162ZM157 4V5H156ZM167 6H166V5ZM177 4V5H176ZM179 4V5H178ZM228 4V3H227ZM161 5H162V7H161ZM163 5H165V6H163ZM182 5V6H181ZM201 5V6H200ZM217 5V6H216ZM221 5V6H220ZM139 6V5H138ZM146 6L148 7V8H146ZM159 6V7H158ZM181 6V7H180ZM185 6H186V8H187V10H186V8H185ZM194 6H196V9H194L193 7ZM220 6V7H219ZM136 8H138L137 7V5L135 6ZM156 7H158V8H156ZM163 7L165 8V9H163ZM180 7V8H179ZM189 7V8H188ZM228 7V6H227ZM54 8V7H53ZM150 8V9H149ZM153 8H155L156 10H154ZM161 8V9H160ZM167 8V9H168ZM197 8H199V9H197ZM200 8H202V9H200ZM214 8V9H213ZM113 9V8H112ZM176 9V8H175ZM206 9H207V12H205L206 11ZM54 10V9H53ZM57 10H59V9H57ZM141 10V9H140ZM139 10V11H140ZM154 10V14L152 13V11ZM160 10H162L161 12H159ZM194 10V11H193ZM195 10H196V12H195ZM197 10H201V11H197ZM60 11L61 10H59V11H57V12H55V10H54V12H53V18H57L58 19V17L59 16H61L62 15V13H60ZM138 11V12H139ZM191 11V12H190ZM195 13H193V12ZM213 11V12H212ZM149 12H147V13H149ZM158 14H157V13ZM181 12V11H180ZM181 12V13H182ZM190 12V13H189ZM200 12H203V14L202 13H200ZM205 12V13H204ZM218 12V11H217ZM61 14V15H60ZM140 14V13H139ZM184 15L186 18H185V21L187 22V21H189V20H191V18L189 19V17H188V19H187V15ZM64 15V14H63ZM68 15V14H67ZM67 15H65L66 16V18H67V23L68 22H72V23H74L73 22V20H75V22L76 23H78L79 24V22L81 23V25H80V27L78 26V24H76L77 25V27H79V28H81L82 27V22H85V21H83L82 19H80V17H79V15H72V14H69V16H70V19H69V17H67ZM156 15H157V17H156ZM182 15V14H181ZM181 16V20H182V22L184 23L185 21H184V19H182L184 16ZM155 16V17H154ZM219 17L221 20L218 22L217 20L215 21V20H212V18H210L211 20H212V22H214V23H212V22H210L211 20H208V19H206L205 17H203V19L205 18V20L207 21V22H210V23H208L209 25H211V27L209 26L208 27V24H207V29L205 30V27H203V25L206 23V22H204V20L202 21L203 22V24L200 26V28H202V30H200V31H202V32H200L199 31V33H198V31H197V35H200L201 37H202V35H205V34H207L208 36H209V38H208V36H203V38L204 39H206L207 40V38H208V40L207 41H205V43L206 42H211V41H213V42H211V43H209L208 45H210L211 44V46H209V48H205L204 49V47H206L207 45H205V44H203V41H204V39L202 40V43L201 42H199V41H201V37H199V36H196V28L194 27V26H199L198 24L201 22V21H199L196 25H193V21L196 23V21L197 20H199L200 18V20H202V17H198L197 18V16L195 15V19H197V20H195V19H193L192 18V22H189V25H188V23H187V25L186 26H182L183 28H185V30L187 31V32H189V35H186V34H188L187 32H186V34H183L182 33V36H184V38H187L188 36L191 38L189 41L190 42H188V44H189V46H188V48L187 49H185V52H186V54L185 55H187V52H189L191 55H189L190 56V58H193V57H195L196 56V52H197V54L199 53V51H200V53H201V49L203 48V50H202V52H205V54H204V56L203 57H205V55H209L208 56V59H210V60H208L207 58H206V61L205 60H203V61H205V62H203L204 63V65L203 66H206L207 65V67H204V72L206 71V70H210V72H211V75H212V78L211 79H213V80H211L210 79V77L209 76H211V75H209L210 73L209 72H206V74L207 75H209L208 76V78H209V81L211 82V83H207V82H205L204 81V79H203V81L201 82V79H200V81L198 80V81H196L195 79H192V80H194V81H192L191 80V82H193V85H195V83L194 82H201V83H199V84H196V86H193L192 85V83L190 82V80H188V82H186V84H184V80H185V74L184 73H182V72H184V69H182V68H184L183 66H185V64L187 63V62H189L190 61V59L188 58V56H185V58L187 57V59H186V63L185 62H182V63H185L184 65H182V63L179 61V59H178V63L180 62L181 64L179 65H176L175 66V69L177 68V71L179 70V68L177 67V66H181L182 65V68H180V70L182 71V72H180L181 74L179 75L176 71H175V69L174 68H171V69H173L176 73H177V75H176V73L175 74H172L171 72H172V70H171V72H169L170 71V69H169V71H168V69H167V71L169 72V74H171L170 75V77H168V75H167V71L165 70V72H164V70H163V72H164V74L166 73V75H167V77H166V75L165 76H163V74H161V72L162 71H160V73L158 72V74H157V80H158V77L160 78V77H163V79H159V81H161L160 82V84H157V82H159V81H157L156 82V78L155 77H153L152 76V80L150 79V82L148 81L149 79H148V76L150 77V75H148V76H146V78L148 79L147 80V85L145 86V87H142L141 85H140V87L141 88H139V86H135L136 88L132 91L131 90V92L133 93V95L131 94V98H130V94H128L129 95V98L130 99H127V95H121V96H119L118 98H117V100H120V102L118 103V105L120 106V108L119 109H117L116 111H114V112H112V113H109V114H111L110 115V117H111V119H110V117H109V119L107 118V120H112V119H114V122H113V120H112V122H110V121H107V122H109V124L108 123H106L104 120H103V118L105 117V113H103V112H98V113H96V115H95V117L93 118V122H95L97 119H99V118H101L102 119V122L104 121V123H105V125H103V123L102 122H100V120H97L96 122H95V125L93 126L92 125V118L91 117H93V116H91V117H89V118H91V119H89V118H87L86 120H85V122L84 123H82V124H79V125H76V126H74L73 128H72V133L71 134H73V133H75V135L77 136L78 135V133H76L77 132V130H81V129H83L84 127V129L83 130H81L80 132H79V136H77L78 138L79 137H81V138H79L80 139V143L82 144H78L77 142V138H74L75 137V135L73 134L72 136H71V134H70V140H72V141H70V143H73V144H70L68 141H69V137H67L66 135V133H68V131L66 132V133H64V134H66L65 135V137L68 139V140H66V139H64V140H66L69 144H70V147L71 148H73L74 149V147H75V149L73 150V149H71L70 148V152L72 153V154H74V153H76V154H78V152H79V156L83 153V155H84V153H85V155L84 156H90V158L91 157H93V158H95L96 159V157L98 158V160L100 159L101 160V164L102 165H100V167H99V169L100 168H102L103 169V167H104V165H105V167H104V171H106V169H107V167L109 166V167H111V168H109L108 167V169L107 170H110V169H112L113 170V173H114V178H116V180H115V182H118L119 184H116L115 182H113V184H114V190L116 191V192H118L120 189H122V190H120L117 194H115V196H114V194H113V196L114 197H116V198H114V201H115V203L112 205V206H109V203H108V199H104V202H101L100 203V205L102 204V203H104L103 205H101V209L103 208L104 210H107V209H105L103 206H109V207H111L112 209H110V210H112V212H111V220H113L115 217L116 218H122L121 220H124L125 219V222L127 221V223H129L130 222V220L133 222V223H137V221H138V223H137V225L139 226V227H141L142 229H143V231H145L146 233H147V231L148 230H151L152 232H150V231H148V233H150V234H147L148 235V237H149V235H153L154 233V235H153V240L151 239V236L148 238V237H146L147 235H144V237L141 239V243L143 244L142 246H145V248L144 247H142L141 245H140V247L139 248H137L136 249V257H138L137 258V262L138 263H144L145 264V262H146V264H152V262H153V260H149V259H152V258H150V256H149V252L150 251H152L153 252V248L155 247H158V245H161V242H162V240H163V238H164V233L166 232V228L167 227H169L168 229H171L170 227H172L173 226V222L175 221V220H173L174 218H175V216H177V218H175V219H178V217H180V216H184V214L187 212L188 213V215H189V217H193L194 219L196 218L195 216L198 214H200V213H198V212H196L195 211V213L193 214V210L195 209V210H197L198 209V207L200 206L201 208H199V212H201V211H207V214H208V216H207V214H206V216H207V221L209 222L210 220L211 221H214V220H212V219H214L215 217H217L218 216V214L217 213H219V215L220 216H218V218H219V221H220V218H221V215H223V214H226L225 212L223 213V209L226 207V202H227V198L228 197H231V196H228V195H230L229 193H231V194H233V192H231V191H233L232 189H233V186H234V188L236 189H234V191H236L237 192V188L235 187V184L237 183V182H239V181H241V177H240V173H239V171L241 170V167L240 166H242L241 164H243V156L242 155H240L239 157V162L237 163V165L235 166V168H234V170L232 171V179H234L233 181H231L230 180V183H228V190L226 189L227 188V183H226V180H227V172L226 171H228L227 170V168L228 167H230L231 166V160H229V157H228V153H231V154H229V155H233V154H235L236 153V151L238 150V147L236 146V145H233V146H230V144L226 141V133L228 132V126L229 125H227L228 123L230 124V122H229V120L228 119H226V115H228L229 114V110L227 109V108H231V105L229 104V100H228V98L226 97V80L224 79V78H226L225 76H226V66H225V64H226V62H224V60L222 61V59H220V57L222 56L221 55V53H220V55H219V52L221 51L222 53H223V51H225L226 50V47L224 48V46H226L225 44V42H226V35H223V34H225V31H226V18L224 19V17ZM77 17V18H76ZM79 17V18H78ZM146 17V18H145ZM159 17V18H158ZM165 17V16H164ZM163 17V18H164ZM150 18V19H149ZM156 18H157V20H156ZM57 19H55L54 21L57 23ZM69 19V20H68ZM145 19V20H144ZM214 19V18H213ZM215 19H217V18H215ZM223 19H224V23H222L223 22ZM72 20V21H71ZM148 20L150 21L151 20V22L150 23H152V24H150L149 22H148ZM144 21H147L146 23L144 22ZM158 21V22H157ZM222 21V22H221ZM154 22V23H153ZM185 22V23H186ZM72 23L71 24H68V26L70 25V27H68L67 26V24H65V26L66 27H68V28H65V32L63 31V32H61V30L65 27H62V28H60L59 27V29L60 30H58V32H57V28H55V30L54 31H56L57 32V35L59 34V32L61 33V34H63V33H66L67 35H69L70 36V34L72 33L71 31H76L75 29L74 30H71V29H73L72 28ZM164 23V22H163ZM184 23V24H185ZM190 23H192V25L193 26H191V24ZM194 23V24H195ZM12 24L13 25H16L17 24V21L16 20H13L12 21ZM168 24V23H167ZM167 24H165L164 25V27L166 28V29H169V27H168V25ZM201 24V23H200ZM214 24H215V29L217 28V30H215L213 27H214ZM223 24V25H222ZM74 26L73 27H76V25H75V23L73 24ZM84 25V24H83ZM150 25V26H149ZM160 25H163V24H161V22H160ZM172 26H174L173 24H171ZM212 25H213V27H212ZM220 25H222L221 26V28H220ZM87 26V25H86ZM85 26V28H84V26H83V33L86 35V37L84 38L83 36H85V35H83V33L81 34V36L79 37V39H81V40H79L78 39V35L80 34H78V32H77V39H78V43H76V44H80L81 42H83V41H86L85 39L87 38V37H89V36H93V38H94V35L96 34H94V32H91V33H93L92 35H91V33H90V30L91 29H89V28H91V27H86ZM138 26H140V24L138 25ZM58 27V26H57ZM76 27V29H78ZM154 27V26H153ZM164 27H162L163 29H164ZM191 27H193V33L191 32L190 33V31H192L191 29ZM222 27H223V29H222ZM225 27V28H224ZM231 27H233V26H231ZM53 28V29H54ZM86 28H88L89 29V32H87V30H86ZM140 28V27H139ZM138 28V29H139ZM155 28V27H154ZM175 27H172V29L171 30H175L174 29ZM200 28H198V29H200ZM208 28H209V30L212 32V29H213V34L214 35H211V32H209V31H207L208 30ZM212 28V29H211ZM263 28H264V26H263ZM52 29V30H53ZM138 29H137V31H138ZM188 29V30H187ZM195 29V30H194ZM204 29V30H203ZM221 29V30H220ZM225 29V30H224ZM64 30V29H63ZM171 30H169V33L171 32ZM218 30H220V31H218ZM77 31H80V29H78ZM143 31V32H142ZM176 31V30H175ZM203 31H205V34L203 33ZM216 31V32H215ZM42 32H44L43 30H42V28H39V30H38V32H37V35L38 36H40L41 34L40 33H42ZM70 32V33H69ZM87 32V33H86ZM173 32V31H172ZM183 32V31H182ZM185 32V31H184ZM207 32V33H206ZM208 32H209V34H208ZM218 32H222L221 33V35L220 36H217L219 33ZM100 33H104V31L103 32H100ZM99 32H98V34H100ZM140 33H138L137 35H138V37H140L139 36V34ZM168 33V34H169ZM177 33V32H176ZM175 33V34H176ZM40 34V35H39ZM43 34V33H42ZM45 34V33H44ZM60 34V36H61V38H64V36L62 37V35ZM74 34H75V32H74ZM73 34V35H74ZM170 34H172V33H170ZM181 33H179V35H180ZM55 35V34H54ZM146 35V34H145ZM156 35V36H155ZM191 35H193V37H195V39L194 38H192L191 37ZM257 34L256 33H253L252 34V36H251V39L252 40H254V38H255V36H256ZM38 36H37V38H38ZM71 36H72V34H71ZM70 36V38H72ZM75 36V35H74ZM96 36H98V35H95V37ZM153 36L155 37V38H153ZM168 36H170V35H168ZM175 36V38H176V36H178L177 34L176 35H172L171 37H172V39H174L173 37ZM186 36V37H185ZM217 36V37H216ZM55 37L56 38H54V40L55 39H57V37L58 36H56L55 35ZM110 37V36H109ZM158 37V36H157ZM170 37V38H171ZM181 37V36H180ZM189 37H188V39H189ZM199 37V38H198ZM219 37V38H218ZM257 37V36H256ZM90 38V37H89ZM89 38H87L88 39V41H89ZM178 39H175V42L176 43H178V40H179V37H177ZM215 38V40H213ZM217 38V39H216ZM36 39V38H35ZM34 39V40H35ZM65 39V38H64ZM73 39H75V38H73ZM154 39V40H153ZM188 39H186V40H188ZM197 39V40H196ZM221 41H220V40ZM222 39H224V41L222 40ZM65 40H68V42L69 43H66V47H67V44H69L68 45V49H67V51H71V49H72V51L73 50H75V51H73L74 53H76V54H74L72 51V53L70 52V54H74V56H72L71 55V57H73L72 59L73 60H70V61H75L74 59L76 58V60H78V58H79V56L82 54V57H83V55H85V58H87L88 57V52L86 51V49H85V46H83L84 48L82 49L81 47H79V48H77L76 46V48L75 49H73V43L71 44V48L69 47L70 46V40H69V37L67 38L66 37V39ZM151 40V41H150ZM161 42V43H159V41ZM180 40H185V39H180ZM180 40H179V43L177 44V47H179V44L181 43L180 42ZM193 40V41H192ZM199 40V41H198ZM211 40V41H210ZM217 40H219V41H217ZM55 41H57V40H55ZM88 41H86V42H88ZM150 41V42H149ZM173 41V40H172ZM194 42V43H192V42ZM196 41L199 43V44H196V46H197V48L195 49L194 47H196V46H194V44L196 43ZM71 42H72V39H71ZM111 42V41H110ZM153 42V43H152ZM159 44H158V43ZM174 42V43H175ZM217 43V45H216V43ZM54 43H56V42H54ZM75 43H74V45H75ZM112 43V42H111ZM110 43V44H111ZM153 45H152V44ZM175 43V44H176ZM183 43L185 44V42L183 41ZM183 43L182 44H180L181 45V47H182V45H183ZM193 45H192V44ZM201 43V44H200ZM215 43V45H213ZM224 43V44H223ZM57 44H59V43H57ZM82 44V43H81ZM80 44V45H81ZM147 44V45H146ZM157 44V45H156ZM162 46H161V45ZM191 44V45H190ZM65 45V44H64ZM63 45V46H64ZM112 45H114V44H112ZM155 45V46H154ZM199 45H200V47H199ZM201 45H203V46H201ZM205 45V46H204ZM55 46V45H54ZM56 46H58V45H56ZM60 46V45H59ZM215 46V47H214ZM61 47V46H60ZM65 47V46H64ZM63 47V48H64ZM176 47V48H177ZM185 47H186V44H185ZM189 47H191L190 49H189ZM208 47V46H207ZM216 47L218 48V49H220L221 48V50H219V52H217L216 51ZM62 48V49H63ZM80 48H81V50H83L84 52H82L81 50H80ZM150 48V49H149ZM164 48V47H163ZM167 48V47H166ZM166 48H164V50L162 49V48H160V52H161V54H163V52H166ZM212 48H213V50H212ZM56 49H58V50H61V48L59 49V47H57ZM77 49V50H76ZM85 49V50H84ZM161 49H162V51H161ZM180 49V51H181V48H179ZM178 49V50H179ZM193 49V50H192ZM78 50H80V51H78ZM135 50V49H134ZM157 50V51H158ZM189 50H192V51H189ZM205 50V51H204ZM207 50H211L212 52H211V57H210V54H206L208 51ZM86 51V52H85ZM145 52L144 50H139L138 52H140L139 54H144L143 52ZM158 51V52H159ZM173 51V50H172ZM183 51V50H182ZM58 52V51H57ZM60 52V51H59ZM81 52V53H80ZM195 52V53H194ZM218 54H217V53ZM136 53V52H135ZM145 53H147V52H145ZM150 53V52H149ZM167 53V52H166ZM188 53V54H189ZM194 53V54H193ZM218 55V58L220 59V61L218 62V60L219 59H217V57H216V55ZM66 54V53H65ZM80 54V55H79ZM171 54V52L170 53H168V55H170ZM182 54V53H181ZM181 54H180V56H181ZM203 54V53H202ZM224 54H226V52H224ZM223 54V55H224ZM145 55V54H144ZM144 55H142L143 57H145ZM151 55H153L152 53H151ZM150 54L148 55V53H147V55L146 56H148V57H150L151 58V60L153 59H155V61H153L154 63H157L158 61L159 62H161L162 63V61L163 60H165V62H166V57H168L169 58V56L167 55V56H165V59L163 58V60L162 59H156V58H153L152 56H151ZM160 55V54H159ZM200 56H202L201 54H199ZM67 56H68V54H67ZM87 56V57H86ZM130 56V55H129ZM183 58H184V53H183ZM198 56V55H197ZM195 57V59L197 60L198 59V57ZM199 56V57H200ZM225 56V55H224ZM223 56V57H224ZM70 57V58H71ZM81 57V56H80ZM82 57L81 58H79L80 59V63H79V65L81 64L82 65V72L79 70L80 69V67H81V65H80V67H79V69L78 68H76V69H78V70H74V68H73V70L75 71L74 73H75V75L73 74V73H68L69 71L67 70V69H69V68H67V69H65L66 70V73H65V71H64V75L66 74L67 76V78L66 77H64L65 78V80L63 79V80H59V81H54L56 78H53V77H51V78H53L52 80H51V84H50V86H52V87H50V88H54L52 91H55L54 92V94H57L58 92H60L61 90V87H62V91H63V96H66L65 94H66V92H67V94H68V91H66L67 90V87L69 86V83L70 82H74L75 84H76V82H77V80H79L80 78H82L83 80L85 79V81H86V76H84V75H86V72H84L85 71V69L86 68H84L83 69V66L85 67L86 65L85 64H83L84 63V60H82ZM160 57H162V55L160 56ZM202 57V58H203ZM210 57V58H209ZM68 58H69V56H68ZM69 58V59H70ZM130 58H131V56H130ZM201 58V57H200ZM222 58V57H221ZM143 59H145V58H143ZM205 59V58H204ZM211 59H212V61H211ZM226 59V58H225ZM82 60V61H81ZM130 60V61H129ZM128 61L130 62H128V68L130 67V64H132V66H135L137 63L139 64V59L137 60L136 58H133V59H129ZM157 60V61H156ZM168 60V59H167ZM180 60H182V58L180 59ZM198 60H201V59H198ZM208 60V61H207ZM216 60V61H215ZM8 61V60H7ZM7 61H5V63L7 64ZM70 61H68L69 63L68 64H70ZM150 61V60H149ZM195 61V60H194ZM71 62V66H72V64H73V67H77V65L75 66V63H72ZM114 62V63H113ZM116 62H118L116 59L114 60V61H112L111 62V66L108 64V66H110L109 67V72H110V69L112 70V64L114 65ZM126 62V61H125ZM145 62V61H144ZM164 62V61H163ZM164 62V63H165ZM168 63L170 62V61H167ZM196 62V61H195ZM200 62V61H199ZM210 62V64H209V67H208V63ZM214 62V63H213ZM216 62V63H215ZM5 63H4V66H6L5 65ZM151 63V61L149 62V65L151 66V65H153L154 66V64H150ZM177 63V62H176ZM175 63V64H176ZM201 63H202V61H201ZM201 63H199L198 64V61H197V67L194 69V70H198V69H200V70H198L199 72H203V69L201 70V68L199 67L200 65H202ZM218 63V64H217ZM220 63H221V65H220ZM76 64H78V63H76ZM136 65L137 67L138 66H140L139 68H140V70L142 69V70H145V71H147V72H145V73H148V70H146V69H144L143 67H145L144 65H142L143 67L141 68V65L139 64V65ZM157 64H159V63H157ZM167 64V63H166ZM196 64V63H195ZM206 64V65H205ZM213 64V65H212ZM217 65V67H216V65ZM160 65H162V64H160ZM199 65V66H198ZM218 65H220V66H218ZM108 66L106 65L105 67L106 68H104V66H96V71H97V76H95L93 73V77H92V79L91 80H89V86H88V84H87V86L84 84V83H86V82H83V84L81 83L83 80L82 79H80L81 80V82H80V80L77 82V83H79V84H82V85H79V87H77V93L76 94H79V93H81L86 87L88 88V87H90V88H100V87H102L101 86V80H102V78H101V75L102 76H104V78L106 77V76H108L109 75V72H108ZM132 66L130 67V69H127V73H129L128 71H130L131 70V72H132V70L133 69H131L132 68ZM153 66H151V68H154ZM156 66H159V65H156L155 64V67ZM164 67H166L165 65H163ZM162 66V67H163ZM170 67H171V65H169ZM169 66H168V68H169ZM173 66V65H172ZM214 66V67H213ZM136 67V68H137ZM147 67H148V65H147ZM147 67H145V68H147ZM194 67H195V65H194ZM199 67V68H198ZM222 67H224V68H222ZM72 68V67H71ZM134 68V67H133ZM136 68H134V70H138V69H136ZM149 68V67H148ZM157 68V67H156ZM160 68H161V66H160ZM160 68H158V69H160ZM198 68V69H197ZM206 68H208V69H206ZM213 68V70L216 68L218 71H216V69L213 71V70H211V69ZM88 69V68H87ZM104 69V70H103ZM107 69V70H106ZM157 69V70H158ZM162 69H165V68H162ZM222 69V70H221ZM224 69V70H223ZM61 70V69H60ZM71 70V69H70ZM103 70V71H102ZM106 70V71H105ZM141 70V71H142ZM152 70V69H151ZM220 70V71H219ZM63 71V70H62ZM72 71V70H71ZM70 71V72H71ZM77 71H79L78 72V74H77ZM87 71V70H86ZM101 71V72H100ZM173 71V72H174ZM197 71V72H198ZM216 71V72H215ZM82 74H81V73ZM87 72H89V71H87ZM107 72H108V74H107ZM131 72L129 73V74H131ZM162 72V73H163ZM204 72L202 73V74H204ZM54 73H55V76L57 77L59 74H57L56 75V73H60V72H58V71H54ZM54 73H51L52 74V76H54ZM80 73V74H79ZM105 73V74H104ZM112 73H113V71H112ZM111 72H110V74L111 75H114V74H112ZM144 73V72H143ZM186 73V72H185ZM220 73V74H219ZM221 73H222V76H221ZM224 73V74H223ZM50 74V75H51ZM70 74V75H69ZM71 74H73V76H72V79L70 80V78H71ZM98 74H100V76L98 75ZM195 74V73H194ZM199 74V73H198ZM206 74H204V75H206ZM218 74V75H217ZM77 75V76H76ZM82 75V76H81ZM154 75H155V72H154ZM159 75V76H158ZM184 75V80H182V76ZM187 75H189V74H187ZM217 77H216V76ZM59 76H61V75H59ZM81 76V77H80ZM83 76H84V78H83ZM94 76H95V78H94ZM173 77V79L175 80V81H173L171 78ZM176 76V77H175ZM179 76V77H178ZM190 76V75H189ZM213 76H215V77H213ZM96 77H100V79L99 78H96ZM131 77V76H130ZM165 77V78H164ZM177 77H178V80L179 81H181V83L177 80ZM192 76H190V78H191ZM199 77H201V76H199L198 75V78ZM203 77V76H202ZM201 77V78H202ZM206 76H204V78H205ZM221 77V78H220ZM259 77V76H258ZM57 78H59V77H57ZM68 78H69V81H68ZM79 78V79H78ZM104 78H103V83L105 84V82H104ZM155 78V79H154ZM170 78V79H169ZM176 78V79H175ZM179 78H181V79H179ZM214 78L215 79H217L218 81H216V80H214ZM219 78V79H218ZM66 79H67V81H66ZM222 79H224L225 81H223ZM56 80H58V79H56ZM76 80V81H75ZM205 80H207V78L205 79ZM220 80H222V81H220ZM155 81V82H154ZM177 81H178V83H177ZM182 81H184V82H182ZM187 81V80H186ZM220 81V82H219ZM189 82H190V84H189ZM205 82V83H204ZM215 82V84H213V83ZM175 83H177L179 86H177V84H175ZM189 85H188V84ZM204 83V85L203 86H201V88L203 87H206L205 86V84L207 85V87L206 88H208V89H200L199 88V85H202ZM156 84V85H155ZM84 85V86H83ZM176 86V87H173V86ZM188 85V86H187ZM191 85L193 86V87H191ZM211 85H213V86H211ZM217 85V86H216ZM222 85V86H221ZM225 85V86H224ZM76 86H78V85H76ZM82 88H81V87ZM92 86V87H91ZM104 86V85H103ZM183 86H185L184 88H183ZM186 86H187V88H186ZM191 87V89H190V91H189V88ZM198 86V87H197ZM59 89H58V88ZM197 87V88H196ZM218 87V88H217ZM64 88H65V92H64ZM212 88V89H211ZM215 88V89H214ZM30 89H32L31 91H27L26 92V94H28V95H26V97L25 98H22L21 99V102H20V104H21V106H20V108H19V110L18 111H16L15 112V114H13L14 115V117H12L13 115H11L12 114V110H11V107L9 106V105H5V104H3L2 103V105H4V106H2V105H0V119L2 118V120L4 119V123H3V121H0V144L3 146L2 148H1V145H0V163L2 164L3 162L2 161H4V162H6L7 160H10V159H8L7 157H10V156H8V155H12L13 156V158L15 159V162L13 163V161L11 162V163H9L8 161L6 162V163H3L2 164V166L3 165H6V164H8V165H6V166H3L4 167V169L7 167L8 168V166H9V164H12L13 163V165H15L16 164V166H13L14 168H16L17 166L20 168V170H23L22 171V173L24 172V173H26L25 172V168L23 167L24 166V164H27L25 161H23L22 160V157H26V156H28L29 154H30V152H31V150L33 149V150H35L34 152L36 153V157L39 159V161L35 164H33V165H31L30 167L31 168H35L34 170H37V172H40V171H42V170H45V169H47V168H42V167H46V164L45 163H43L44 161H41V159H43L44 157H45V155L46 154H48L49 156L51 155V152L50 151H52L53 153H55L56 151H55V148H54V150L53 149H48L49 148V145H47V144H50V143H52L54 140H57V146H56V148L58 147V148H60V145L62 144V142L64 143V141L62 140L63 138H62V136H59L60 134L62 135L63 133H61L60 132V134L59 135H56V134H52V133H54V132H56V131H51V130H55L56 128H55V126H56V122L58 121V120H56V116H58L57 115V113H58V111L56 110V109H54V107L56 108V105H54V104H49L47 101L49 100V99H46L47 98V96H46V100L42 97V96H40V95H43L42 93H37L36 94V92H33L34 90H33V88H30ZM83 89V90H82ZM186 89V90H185ZM194 89V90H193ZM199 89V90H198ZM258 89V88H257ZM261 89V90H260ZM264 89V88H263ZM263 89L262 88H259L258 90H257V97L258 96H260V95H262V93H264V91H263ZM60 90V91H59ZM81 90V91H80ZM193 90V91H192ZM225 90V91H224ZM75 91V90H74ZM202 91V92H201ZM206 91V92H205ZM210 91V92H209ZM213 91V92H212ZM218 91V92H217ZM263 91V92H262ZM76 92V91H75ZM191 92H193V93H197V94H193V93H191ZM200 92V93H199ZM203 92H205L204 94H203ZM219 92H221V93H219ZM248 92V91H247ZM62 93V92H61ZM102 93V91L101 92H99L98 94H96L95 96H97V97H99L100 96V94ZM104 93V92H103ZM102 93V94H103ZM199 93V94H198ZM209 93V94H208ZM216 93V94H215ZM220 95H219V94ZM40 94V95H39ZM192 94V95H191ZM212 94V95H211ZM225 94V95H224ZM3 95V94H2ZM1 95V97H2V99H5V98H3L4 96H2ZM37 95H39V96H37ZM60 95V94H59ZM207 95V96H206ZM213 96V97H212ZM215 96V97H214ZM124 97H125V99H124ZM218 97V98H217ZM257 97H255V100L257 99ZM60 98V96H58V98L57 99H59ZM122 98V99H121ZM215 99L214 101H213V99ZM20 99V98H19ZM41 99H42V103H40L41 102ZM57 99L55 98V101L57 102ZM61 99H62V97L60 98V100L59 101H61ZM124 99V100H123ZM39 100H40V102H39ZM116 100V101H117ZM202 100V101H201ZM5 101V100H4ZM201 101V103H199ZM50 102V101H49ZM51 102H53V101H51ZM154 102H156V103H154ZM54 103V102H53ZM154 103V104H153ZM249 103V101L247 102L246 101V103H245V106H246V109L247 110H250L249 108V106H251L250 104H248ZM251 103V102H250ZM56 104V103H55ZM115 104H116V102H115ZM150 104V105H149ZM203 104V105H202ZM210 104V105H209ZM248 104V105H247ZM51 105V106H50ZM54 105V106H53ZM108 105V104H107ZM117 105V104H116ZM117 105V106H118ZM152 105V106H151ZM53 107V108H52ZM105 107H107L106 106V104H105ZM152 107H154V109H152ZM156 109V111L155 112H153L154 110ZM196 109V110H195ZM55 110V111H54ZM192 110V111H191ZM195 110V111H194ZM196 111H198V112H196ZM8 112V113H7ZM10 112V113H9ZM14 112V111H13ZM55 112H56V115H55ZM102 113V114H101ZM191 114V115H190ZM193 114V115H192ZM52 115H55V116H52ZM9 116H11V118L9 117ZM38 116V117H37ZM40 116V117H39ZM44 116V117H43ZM192 116V117H191ZM9 117V118H8ZM41 117H43V118H45V119H43V118H41ZM48 117V118H47ZM55 118V119H52V122L48 125V123L51 121V118ZM97 117V118H96ZM99 117V118H98ZM190 117V118H189ZM37 118H38V120H40V119H42V120H40V121H38L37 120ZM40 118V119H39ZM47 118V119H46ZM50 118V121H45V120H48ZM96 118V120H94ZM183 118H187V122L188 123H186L185 122V119H183ZM192 118V119H191ZM6 119V120H5ZM58 119V118H57ZM105 119V118H104ZM189 119H191V120H189ZM90 120V121H89ZM43 121H44V123H43ZM242 121V122H241ZM11 122V123H10ZM53 122H55V123H53ZM88 122H92L91 124L90 123H88ZM10 123V125H7V124H9ZM111 123V124H110ZM112 123H113V125H112ZM148 123H150V124H152V132L153 133H151L150 132V137L154 140V138H155V140H154V142L153 143H151L150 145H151V147H150V145H149V149H151V153H149V155L148 154H146V155H148V159L147 158H145V160L142 162V163H138L137 164V166H135V169L134 168H132L133 170H129L130 168H131V166H130V168L129 167H127V164L125 163V161L126 160H123L122 159V157L121 156H123V154L126 152V150H127V147L129 146V147H131V146H134V136L137 134V133H139L140 131H143V132H145V130L148 128ZM148 124V125H147ZM161 124H165V126H164V128L165 129H163L162 128V125ZM1 125H3V126H1ZM49 127H48V126ZM51 125V126H50ZM87 125V126H86ZM90 125V126H89ZM155 125H157V126H155ZM231 125V124H230ZM240 125L241 126H243L244 127V122H243V120H241L240 119ZM54 128H53V127ZM89 126V127H88ZM114 126V127H113ZM160 126V129H161V131H163V133L165 134H162L161 133V131H160V129H158L159 130V132H158V130H156L157 129V127H159ZM175 126V127H174ZM178 126H180V127H182V130L183 131H185V133H184V135H183V133H182V131L180 132V128L178 127ZM49 129H51L50 131L48 130V128ZM81 127V129H79V128ZM111 127H113V128H111ZM174 127V128H173ZM179 128V130L177 131V130H173V129H175V128ZM75 128V129H74ZM110 128H111V130H110ZM74 129V130H73ZM77 129V130H76ZM87 130V132H86V130ZM85 130V131H84ZM190 130V131H189ZM263 130H264V128H263ZM76 131V132H75ZM82 131H83V133H82ZM176 131V132H175ZM50 132H52V133H50ZM154 132H156V133H154ZM157 132H158V134H157ZM178 132H180V133H178ZM187 132H189L190 133V135L187 133ZM59 133V132H58ZM57 133V134H58ZM84 134V135H83ZM163 136H162V135ZM181 134V135H180ZM154 135H156V136H158V137H154ZM184 136V138H183V136ZM191 137V139H190V137ZM56 136V137H55ZM68 136H69V133H68ZM168 136L170 137V138H168ZM181 136V137H180ZM195 136H196V138H195ZM55 137V138H54ZM59 137V138H58ZM64 137V136H63ZM64 137V138H65ZM84 137V138H83ZM154 137V138H153ZM187 137V138H186ZM53 138H54V140H53ZM62 138V139H61ZM86 138V139H85ZM160 138V139H159ZM164 138V139H163ZM52 139V140H51ZM59 139H61V141L60 142H58L59 141ZM76 139V140H75ZM81 139H83L82 141H81ZM159 139V140H158ZM166 139V140H165ZM169 140V142H168V140ZM172 139V140H171ZM187 139H190V140H187ZM192 139H194L193 140V142H192ZM196 139V140H195ZM8 140V141H7ZM9 140H11V141H9ZM50 140L52 141V142H50ZM133 140V141H132ZM165 142H164V141ZM182 140V141H181ZM186 140V141H185ZM198 140V141H197ZM4 141H6V143L4 142ZM65 141V142H66ZM160 143H159V142ZM166 141H167V143L169 144H166ZM173 141V143H171L170 144V142H172ZM189 141V142H188ZM200 141V142H199ZM9 142V143H8ZM76 142V143H75ZM167 145L166 147H165V144ZM182 142V143H181ZM186 142V143H185ZM187 142H188V144H187ZM3 143H5L6 145H3ZM68 143H66L67 145H68ZM155 143V144H154ZM181 143V144H180ZM11 144V145H10ZM54 144H56V141L54 142ZM154 146H153V145ZM175 144V145H174ZM186 144H187V146H186ZM189 144H192V145H189ZM195 144L196 145H198L199 144V148L197 147V149H196V147H195ZM9 145V146H8ZM76 145V146H75ZM163 145L164 147H161V146ZM185 145V146H184ZM81 148V149H78L77 150V152H74L77 148H79V147ZM83 148H82V147ZM127 146V147H126ZM190 146V147H189ZM10 147H11V149H10ZM53 147H55V145L53 146ZM128 147V148H129ZM193 147V148H192ZM194 147H195V149L196 150H194ZM260 146H258V155L259 156H262L261 154L264 152V150L262 149V148H259ZM7 148V149H6ZM45 148V149H44ZM126 148V149H125ZM162 148V149H161ZM188 148H189V150L191 149H193L194 150V156H195V154H196V156H198L197 158H196V156L194 157L193 155H190V153L192 154V152L193 151H191L190 150V152H189V150H188ZM138 149V148H137ZM152 149H154V150H152ZM158 151H157V150ZM227 149H228V151H227ZM11 152H10V151ZM50 150V151H49ZM124 150H125V152H124ZM148 150V149H147ZM146 150V151H147ZM188 150V154H187V151ZM198 150H199V152H198ZM261 150L263 151L262 153H261ZM5 151H7V152H5ZM82 151V152H81ZM85 151V152H84ZM122 151V152H121ZM138 151H139V149H138ZM149 151V150H148ZM153 151V152H152ZM195 151H197L198 153H196ZM202 151V152H201ZM8 152H9V154H8ZM50 152V153H49ZM81 152V153H80ZM122 153L121 154V156H120V153ZM143 152V151H142ZM141 151L140 152H138V154L140 155V153H142ZM155 152V153H154ZM158 152V153H157ZM181 152H182V154L184 153V155L185 156H182V157H180L181 156ZM4 153H6L5 155H3ZM87 153H89V154H87ZM154 153V154H153ZM202 153V154H201ZM39 156H38V155ZM119 154V156L121 157H119V156H116V155H118ZM44 157H43V156ZM53 155V154H52ZM77 155V156H78ZM152 155V156H151ZM153 155H155V156H153ZM160 155V156H159ZM12 156H11V159H12ZM40 156H42V157H40ZM49 156H47L46 155V157H49ZM78 156V157H79ZM187 156V157H186ZM51 157V156H50ZM124 157V156H123ZM150 157L152 158V159H150ZM153 157H154V159H153ZM183 157H186L187 158V160H189V159H191L192 161L194 160V158H195V160L193 161L194 163H196L197 162V164H195V166H194V164H192V162H190V161H187L186 163H184V165H185V167L183 168L182 167V169H181V163L179 162V160L180 159H182ZM200 157V158H199ZM2 158V159H1ZM3 158H5L4 160H3ZM118 158V160L116 161L115 159H117ZM120 158V159H119ZM193 158V159H192ZM199 158V159H198ZM260 158V157H259ZM7 159V160H6ZM107 159H109L108 161H107ZM122 159V160H121ZM261 159V158H260ZM6 160V161H5ZM97 160V161H98ZM112 160H114V161H112ZM199 162H198V161ZM113 163H112V162ZM119 161V162H118ZM121 161V162H120ZM151 161V162H150ZM182 161H184V158H183V160ZM185 161H186V159H185ZM40 162H41V164H40ZM93 162V161H92ZM110 162H111V164L113 165V166H117V167H113L112 168V166H110L111 164H110ZM116 162V163H115ZM118 162V163H117ZM123 162V163H122ZM188 162H190L189 164H188ZM96 163V162H95ZM94 163V164H95ZM107 165H106V164ZM125 163V164H124ZM153 164V167H157L158 168V166L160 165V166H162V168L166 171H168V173H167V171L165 172V171H163V169H162V173H163V175H165V173H166V184L164 183L163 184V190H161L162 188H161V186H159L158 187V189H159V191H158V189H157V191L159 192V194H161V196H157L156 197V195H154L155 196V199H154V196H152L153 197V199H151V197H148L149 195L151 196V193H150V191L153 189L152 188V186L155 184V182H151V181H149L151 178H148L147 179V177H149L150 176V173H152L153 174V170H155L154 168H153V170H151L152 169V167H150V165L151 164ZM158 163V165L156 166V164ZM182 163V164H183ZM20 166H19V165ZM44 164H45V166H44ZM100 164V163H99ZM98 164V165H99ZM122 164V165H121ZM123 164H124V166H123ZM143 164V165H142ZM188 164V165H187ZM21 165H23V166H21ZM91 165V164H90ZM93 165V164H92ZM91 165V166H92ZM155 165V166H154ZM187 165V166H186ZM190 165H192V166H190ZM37 166V167H36ZM38 166L40 167V169L38 168ZM90 166V167H91ZM102 166V167H101ZM119 166V167H118ZM126 166V167H125ZM144 166H147V167H144ZM189 166V167H188ZM18 167L16 168V169H18ZM22 167H23V169H22ZM97 166L94 168L95 169V171L97 170V168H98ZM121 167V168H120ZM125 168V173H127V174H125V175H123L124 174V169L123 168ZM140 169H139V168ZM179 167V168H178ZM187 167L190 169V170H188V171H185V168H186V170H187ZM192 169H191V168ZM14 168H13V170H14ZM42 168V169H41ZM117 168H119V169H117ZM126 168H127V170H126ZM138 168V169H137ZM144 168H145V170H144ZM146 168H147V170H146ZM148 168H151V169H149V171H148ZM156 168V169H157ZM206 168V169H205ZM39 169V170H38ZM94 169H93V173H95L94 172ZM98 169V170H99ZM114 169H116L117 171H114ZM123 169V170H122ZM205 169V170H204ZM111 170V171H112ZM122 170V171H121ZM138 170H142V172L143 173H145L146 171H148V172H146L145 174H146V176L147 177H145V179H147L148 180V182H147V185H148V183L149 182H151L149 185H151L150 186V188H152V189H150V191H149V189L148 190H146V187L148 188V186H142V185H139L138 187H139V190L137 191V193L135 192V194H137V195H133L134 193H133V189H135V187H133V186H135V183L134 182H136V179H135V175H133V174H135L136 173V171H138ZM144 170V171H143ZM178 170V171H177ZM181 170V171H180ZM102 171V170H101ZM121 171L122 173H121V175H120V173L119 172ZM133 171H135V172H133ZM180 171V172H179ZM203 171V172H202ZM20 173H21V171H19ZM97 172V171H96ZM99 173H101L100 171H98ZM103 172V171H102ZM133 172V173H132ZM150 172V173H149ZM172 174H171V173ZM175 172H178L177 173V175L175 174L174 175V173ZM189 172V173H188ZM206 172V173H205ZM98 173V174H99ZM110 173V172H109ZM107 171H106V173L105 172H103V174H109ZM116 173L118 174V176L116 175ZM130 174V177H132V178H134L135 180H128L130 177H127L126 178V175L128 176L129 174ZM169 173H170V175H169ZM199 173H202L204 176H206V178H205V180L208 178L207 176H209V178L212 180V182H210L211 180L208 178L207 180H208V182H206V184L204 185L206 188H204V187H201V185L199 184L201 181H200V179H198V178H202V177H204V176H201ZM97 174V175H98ZM151 174V175H152ZM181 174H182V176H181ZM187 174V175H186ZM206 174H208V175H206ZM102 175V173L100 174V176ZM167 175H168V177H167ZM173 175V176H172ZM218 175V178H216L215 176H217ZM121 176H122V178H123V176L126 178V182H130L131 181V183H129V185L130 184H133L134 183V185H131V187H128L129 185H128V183H125L126 185H124L123 183L124 182H122L123 180H121L122 178H121ZM169 176L172 178V179H174V180H172L171 181V178H169ZM179 177V178H177V177ZM220 176V177H219ZM97 177V176H96ZM99 177V176H98ZM95 178L94 177V179H96V180H98L99 178ZM174 177H176V178H174ZM186 177V178H185ZM121 178V179H120ZM185 179V180H183V179ZM124 179V178H123ZM167 179H169V180H167ZM179 181V183H177L178 181ZM196 179V180H195ZM218 179V180H217ZM95 180V181H96ZM100 180V183H98L97 184V186H99V185H101V186H103V183H102V181H101V178L99 179ZM125 180V179H124ZM175 180H176V182H175ZM181 180V181H180ZM134 181V182H133ZM153 181V180H152ZM168 181V182H167ZM171 181V182H170ZM174 181V182H173ZM184 181V182H183ZM200 181V182H199ZM216 181H217V184H215L216 183ZM83 182H85V179L83 180ZM86 182H88V180L86 181ZM96 182H99V181H96ZM142 182H144V181H141L140 182V184L142 183ZM195 182H196V184H195ZM231 182L232 183H235V184H231ZM174 185H173V184ZM177 183V184H176ZM198 183V184H197ZM221 183H223L224 185H221L222 187H220V185H218V184H221ZM3 184V183H2ZM88 184V183H87ZM142 184H144L145 185V182L144 183H142ZM170 184V185H169ZM171 184H172V187H174V188H171ZM4 185V184H3ZM96 186V183H94L93 185H92V187L93 186ZM110 185V184H109ZM112 185V184H111ZM124 185V186H123ZM176 185V186H175ZM200 185V186H199ZM207 185V186H206ZM210 185V186H209ZM212 185H214V186H212ZM113 186V185H112ZM111 186V187H112ZM115 186L117 187V189H115ZM122 186V187H121ZM167 186V187H166ZM169 186H170V188H169ZM197 186V187H196ZM217 186H219V189H221V192H220V190H217L218 189V187ZM225 186V187H224ZM230 186H232V187H230ZM264 187L263 186V184L262 183H260V182H253L252 183V185H251V188L253 189V190H258V188L259 187ZM21 189L24 187V186H19ZM121 187V188H120ZM126 188V189H124V191H123V188ZM142 187H144V188H142ZM212 187V188H211ZM216 187V188H215ZM131 188H132V190H131ZM142 188V189H141ZM161 188V189H160ZM192 189V192H191V194H189V189ZM214 188V189H213ZM229 188H231V190L229 191ZM26 189V187H24V190ZM167 189V190H166ZM170 189V190H169ZM201 189H203V190H201ZM207 189V190H206ZM209 189H212L213 191H214V195H212L213 194V191L211 192V195H210V191H209ZM215 189L217 190V191H219V193H220V195H219V193L217 192V191H215ZM225 189V190H224ZM126 190V191H125ZM141 190V191H140ZM155 190V189H154ZM161 190V191H160ZM205 190V191H204ZM225 192H223V191ZM227 190V191H226ZM115 191H114V193H115ZM130 191V192H129ZM132 191V192H131ZM145 193H144V192ZM146 191H147V193H146ZM155 192L154 194H156V193H158V192ZM166 191V192H165ZM168 191V192H167ZM203 191H204V194H206V195H204L203 194ZM206 191H208L207 193H205ZM228 191H229V193H228ZM122 192V193H121ZM126 192H127V194H129V195H127L126 194ZM140 192V193H139ZM152 192V191H151ZM162 192V193H161ZM124 193V194H123ZM133 193V194H132ZM141 193H144V194H142L141 195ZM148 193H150L149 195H148ZM199 193H200V195H199ZM217 193V194H216ZM235 193V192H234ZM26 194L27 193H23L22 195H21V197H23V199H24V197L26 196ZM104 194V193H103ZM120 194V195H119ZM131 194V195H130ZM159 194H157V195H159ZM165 195V197H164V195ZM196 194H197V196H196ZM264 189H262V190H260L259 191V195H258V197H256L255 195H252V194H248L245 198H240L239 199V201H240V203H242V204H244V206H246L247 205V207L249 206H254V204L256 205V204H259V202L260 203H262L263 204V202H264ZM25 195V196H24ZM125 196V198L127 199V202H126V199H124V197L123 196ZM139 195H140V197H139ZM153 195V194H152ZM195 195V196H194ZM210 195V196H209ZM217 195V196H216ZM223 195V196H222ZM104 196H106V194L104 195ZM130 196V197H129ZM133 196V197H132ZM136 198H135V197ZM146 196V197H145ZM190 196V197H189ZM207 196H209V197H207ZM211 196H212V198H211ZM219 196H220V198H219ZM222 196V197H221ZM21 197H19V199L20 200H22L23 201V199L21 198ZM117 197H118V199H117ZM119 197H121V198H119ZM128 197H129V199H130V201H131V203H133V202H135V203H133V205L132 204H130V203H128V202H130L129 200H128ZM143 197V198H142ZM147 197H148V199H147ZM163 199H162V198ZM198 197H200L199 199H198ZM26 198V197H25ZM102 199H100V200H103V195H102V197H101ZM104 198H106V197H104ZM110 198V197H109ZM113 198V197H112ZM111 198V199H112ZM122 198H123V200L124 201H122L121 202V200H122ZM131 198H132V200H133V202H132V200H131ZM135 198V199H134ZM147 200H146V199ZM160 198H161V200H160ZM192 198V199H191ZM206 198V199H205ZM211 198V199H210ZM218 198V199H217ZM136 199L138 200V201H136ZM140 199V200H139ZM151 199V200H150ZM158 199V200H157ZM165 199V200H164ZM198 199V200H197ZM230 199V198H229ZM228 199V200H229ZM20 200H18V201H20ZM25 200V199H24ZM54 200L56 201H59V203H63V202H66V200L64 199V201H63V198H59V196L58 197H56V198H54ZM118 200H120V201H118ZM145 200V201H144ZM156 200V203L157 204H159L160 205V207H159V205H157L154 201ZM208 200V201H207ZM218 200V201H217ZM26 201V200H25ZM106 201H107V203H106ZM142 201V202H141ZM147 201V202H146ZM151 201V202H150ZM161 201V202H160ZM186 201H188V202H186ZM191 203H190V202ZM199 204V205H196L195 206V204L194 203H196V202ZM199 201V202H198ZM211 201V204L210 203H208V202H210ZM217 201V202H216ZM262 201V202H261ZM97 202H99V201H96V204H98ZM109 202H112L113 203V200H111V201H109ZM137 202H138V204H137ZM142 203V205H141V203ZM145 202H146V204L148 205H146L145 204ZM158 202H160V203H158ZM183 202L184 203H186V204H183ZM21 203H23V202H21ZM77 203L79 204L80 202H78V200H77ZM92 203V202H91ZM125 203V204H124ZM127 203H128V205H127ZM144 203V204H143ZM196 203V204H197ZM95 204V203H94ZM96 204H95V207H96ZM108 204V205H107ZM129 204L132 206H129ZM150 204H152V206L150 205ZM194 204V205H193ZM211 205V206H208V205ZM219 206H218V205ZM92 205V206H91ZM90 206H91V208L94 206L93 204H91ZM99 205V204H98ZM97 205V207L99 208V206ZM111 205V204H110ZM134 205H136L135 207H133ZM143 205H145L146 206V209H145V206L143 207ZM156 205H157V207H156ZM162 205V206H161ZM163 205H164V207H163ZM188 206V205H190V206H188V207H190V208H188V210L185 212V209L184 210H182L181 208L183 207V206ZM208 207H206V206ZM214 205H215V208H213L214 207ZM217 205V206H216ZM264 205V204H263ZM83 206V205H82ZM81 206V207H82ZM114 206V207H113ZM127 206H129V207H127ZM143 208H141V207ZM154 206V207H153ZM186 206V207H187ZM193 206H195V207H193ZM205 206V207H204ZM221 206V207H220ZM86 206H84V209H85V211H83V208H82V211L80 212V213H78V217L80 218L81 217V214H82V212H83V214H87L86 213V210H88L89 209V207H87V208H85ZM119 208V210H118V212H117V209H115L114 211H115V213L113 212V209L114 208ZM150 209H148V208ZM163 207V208H162ZM191 207H193V208H191ZM204 207V208H203ZM217 207H220L219 209L217 208ZM107 208V207H106ZM131 208V209H130ZM135 209V210H132V209ZM141 208V209H140ZM152 208H155V209H152ZM161 208V209H160ZM185 208V207H184ZM203 208V209H202ZM208 210H207V209ZM210 208V209H209ZM211 208H213L212 210H211ZM254 207H252V209H253ZM97 209V208H96ZM95 209V210H96ZM102 209V211H104ZM109 209V208H108ZM120 209H121V211L122 212H120ZM141 211H140V210ZM157 209V210H156ZM180 209V210H179ZM190 209H192V210H190ZM130 210V211H129ZM134 212V214L132 213V211ZM138 210H139V212H138ZM149 210V211H148ZM153 210V211H152ZM182 210V211H181ZM210 210V212L208 213V211ZM215 210V211H214ZM217 210H218V212H217ZM222 210V211H221ZM96 211H98V210H96ZM108 211V210H107ZM128 211L129 212H131V213H128ZM178 211V212H177ZM198 211V210H197ZM219 211H221L222 212V214H221V212H219ZM88 212V211H87ZM136 212H138V213H136ZM140 212H143L142 214L140 213ZM183 212V213H182ZM212 212V213H211ZM112 213H114V214H116V215H118L119 213L121 214H123L124 213V215L126 214L127 215V213H128V215L125 217V218H123V216L124 215H120V216H122V217H118V216H114V214H113V218H112ZM146 213V214H145ZM177 213H180V214H177ZM181 213H182V215H181ZM192 213V214H191ZM202 213V212H201ZM206 213V212H205ZM205 213H203V214H205ZM136 214H138L139 215V218L136 216V218L134 217V215H136ZM143 214H145V216H142ZM174 214H175V216H174ZM177 214V215H176ZM196 214V215H195ZM210 214V215H209ZM213 214V215H212ZM194 215V216H193ZM201 215V214H200ZM199 215V216H200ZM212 215V216H211ZM130 216H132L131 218H130ZM174 216V217H173ZM199 216H197V217H199ZM206 216H204V217H206ZM209 216H210V218H209ZM213 216H215V217H213ZM224 216V215H223ZM202 217V218H201ZM213 217V218H212ZM129 218H130V220H129ZM135 218V219H134ZM140 218H142V219H140ZM171 218H173V219H171ZM203 219L204 221H206V218L204 219L203 218V215H201L200 217H199V219ZM218 218H216L215 220H217ZM81 219V221H82V223L84 224L85 222L86 223H88V222H91L90 220L88 221H86V219L87 218H83V217H81L80 218ZM127 219V220H126ZM173 220V221H171V220ZM209 219V220H208ZM222 219V218H221ZM224 220H221V221H225L226 219H225V216H224V218H223ZM105 220V221H104ZM103 221L104 222H109V221H106V219H104ZM114 220H118V219H114ZM113 220V221H114ZM140 220H142V221H140ZM140 221V222H139ZM166 221H168L167 223H166ZM192 221V220H191ZM194 221V220H193ZM218 221V220H217ZM99 222V221H98ZM111 223H112V221H110ZM132 222H130L129 223V225L132 223ZM165 222V223H164ZM171 222H172V224H171ZM86 223L84 224V225H86ZM92 223V222H91ZM91 223H89V224H91ZM102 223V222H101ZM143 223V224H142ZM175 223V222H174ZM104 224V223H103ZM141 224V225H140ZM137 225H135L134 226V224L132 225V228H135V229H133V230H137L138 228H137ZM91 227V228H89V227ZM94 226V225H93ZM93 226H90V225H88L87 224V227L89 228V229H91L90 231H92V229L94 230V227ZM127 226V225H126ZM143 226V227H142ZM158 226V227H157ZM87 227H85L84 226V228H87ZM151 227V228H150ZM156 227V228H155ZM193 228L192 229H194V227L195 226H192ZM139 229V230H142V229ZM145 228V229H144ZM148 228V229H147ZM150 228V229H149ZM158 228V229H157ZM222 228H223V226H222ZM221 228V229H222ZM155 231H153V230ZM165 229V230H164ZM167 229V230H168ZM226 229V227L224 228V229H222V230H225ZM147 230V231H146ZM87 231H89V230H87ZM88 232V233H91V232ZM133 232V231H132ZM134 232H136V231H134ZM160 232V233H159ZM163 232V233H162ZM226 232V231H225ZM88 233L86 234L87 236H86V238H87V243H86V241L85 242H83V243H85V244H90L91 245V236H90V234H89V237H88ZM92 233H93V231H92ZM91 233V234H92ZM162 233V234H161ZM158 234V235H157ZM160 234V235H159ZM126 236V237H125ZM125 236H123V238H125V239H130L129 240V242L131 241V238H133V236L134 235H126L125 234ZM158 236V237H157ZM166 237V236H165ZM225 237H226V235H225ZM156 238H158V239H156ZM150 239H151V241H150ZM166 239V238H165ZM164 239V241L163 242H165L166 240ZM212 241L211 242H213L214 240V242L216 243V239H215V237H212ZM143 240V241H142ZM211 240V239H210ZM116 241H118V243H119V241H120V238H118ZM157 242L158 244H157V246H156V244L154 243V242ZM90 242V243H89ZM133 241H131V243H132ZM144 242V243H143ZM82 243V242H81ZM82 243V244H83ZM154 243V244H153ZM82 244H80V246L79 247H75V250L76 249H78V248H80L81 247V245ZM148 244L150 245L149 247H148ZM163 244H165V243H163ZM89 245V246H90ZM152 245V246H151ZM86 246V245H85ZM84 246V247H85ZM88 246V247H89ZM114 244H113V242H110V243H108L107 245H101L100 246V244H99V246H98V248H97V251L101 254L100 255V257H104V258H106V257H111V251H114ZM147 246V247H146ZM164 246V245H163ZM264 246V245H263ZM262 246V247H263ZM70 247V246H69ZM150 247H152V249L150 248ZM81 248H83V246L81 247ZM150 248V249H149ZM154 248V249H155ZM182 248V250H183V247H181ZM180 248V249H181ZM264 248V247H263ZM86 249H87V247H86ZM86 249L84 248L83 250H81V249H79V250H81V252L82 253H84L85 251H86ZM117 249H119V247L117 248ZM139 249H142V251H141V253H140V250ZM144 249H145V251H144ZM147 249V250H146ZM149 249V250H148ZM177 250H179V248L177 249ZM261 250H262V248H261ZM144 251V255L145 256H143V254H142V252ZM180 252L179 253H183V252H181V250H179ZM138 252V253H137ZM146 252L148 253V255L146 254ZM152 252H150V253H152ZM177 253H178V251H176ZM141 254V255H140ZM217 254H218V256L219 255H221V256H216V259L218 258H220L219 259V261H217L215 258V262L216 263H220V260L222 261L223 259H225V258H223V254H222V250H221V247L220 248H218V251H217ZM262 254H263V257H261V259H260V261L262 262L263 260H264V249H263V251H262ZM86 264H94V262H95V260H94V255H93V253L91 252V253H89V252H87L86 253ZM149 256V257H148ZM262 256V255H261ZM59 257H62L61 255L59 256ZM147 257L149 258V259H147ZM221 257H222V259H221ZM140 258V259H139ZM213 258V257H212ZM136 258H134V262H133V264H137V263H135V260ZM145 259L147 260V261H145ZM163 259V258H162ZM162 259H158V262H157V260H156V264L158 263V264H162L163 262V260ZM263 259V260H262ZM105 260V259H104ZM160 260H161V262H160ZM213 260V259H212ZM211 260V261H212ZM80 261H82V260H80ZM92 261H93V263H92ZM150 261V262H149ZM79 262V261H78ZM105 262V261H104ZM212 262H214V261H212ZM77 263V262H76ZM79 263H81V262H79ZM121 263V262H120ZM117 264V263H116ZM153 264H155V261H154V263ZM259 264H262V263H259Z\"/></svg>", "mask_w": 264, "mask_h": 264}]
</instances>
